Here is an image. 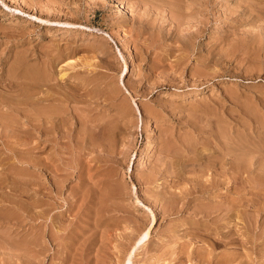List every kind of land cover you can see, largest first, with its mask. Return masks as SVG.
<instances>
[{
	"label": "rangeland",
	"instance_id": "rangeland-1",
	"mask_svg": "<svg viewBox=\"0 0 264 264\" xmlns=\"http://www.w3.org/2000/svg\"><path fill=\"white\" fill-rule=\"evenodd\" d=\"M45 1H47V0H0V99H1L0 100V106L3 108V109L0 108V109H2L0 111V117H2V118H0L1 119L0 121H3V122L5 121L4 126L3 125L2 126L6 127V128L2 127L3 130L5 131V133L2 130V128H0V134H1L0 139L2 141V143L0 141V149H1L0 150V171H1L0 172V175H1L0 178L2 177L0 179V182L1 181L3 182V183H0V193L2 191V193L0 194V201H1L0 205H2V206H0V210L8 209V207H9L8 205H10L9 211H10V209H11V211L13 210V213L10 211L9 215L10 214L11 215L8 216L10 218V220H8L9 218L7 217L8 211H5V212H7V215L4 214V212H3L4 210L0 211L4 214V215H1V213H0V215H1L0 216V220H1L0 221V228H1L0 229V232H1L0 233L1 234L0 235V237H1L0 246L2 247V249H0L1 250L0 251V253H1L0 254V256H1L0 260L1 261H2V259L4 260V261H2V263L0 261V264H16V263L20 264L21 261H22L21 264H33V263L34 264H38V263L39 264H93V263L94 264H102V263H104V264H180V262H182L181 264H197L198 261H199V263L201 262V264H202V262H203L202 260H204V257L208 256V255H206V256H204V255L209 254V251L211 252L209 254V255H211L210 258L213 255L215 256V258H218V256L220 254L223 255L226 253L225 255H227L231 250L232 251L235 250L236 252L241 251V249L238 248L241 246H235V245L237 243H238V245H240L239 244L241 241L240 239L248 238L249 235L250 236L248 239L250 240L251 239V233L248 230L247 231L246 230L244 231V229L242 230L241 223H242V219L245 216L240 214L238 211H241V212L246 211V210H244V207H245V209L248 208V210H250L251 208L248 205L253 203L252 201L255 200L254 204L256 202L255 205L258 206L260 203L259 207L260 206H262V207L258 210H255V212H254L256 214L255 219L256 218L257 219L256 220L254 219V220H255V222L256 221L258 222V221H260L259 219H261L262 217L264 218V216H263L264 215V206H263V203H264V196H263V193H264V187H263L264 186V181H263L264 175L263 174H264V172L263 173L262 172L257 173V175L259 176V178H258V176L255 173V171H257V170H255L254 167L251 166L250 173L248 172V174H246V175L244 173H243V175L241 174L244 178H242V176L240 175V178L236 177V178H234V180H232L233 182L235 181L234 182L235 186H233L232 190H230L228 193L226 192L225 188H221V187L220 188L218 187L217 189H215L212 192V194L208 193V192H206V195L203 192L194 193L191 190V183H190L191 181L190 180L188 181V179H186V180H185V178L184 179L183 178L178 179V182H180V183L177 182L176 186L172 183L173 181L170 182V179L176 173V168H177L176 164H179V162L181 163V165H182L181 167L184 168L185 177L186 176L187 177L192 176L191 175V173H192L191 167L192 166H191L190 162H182V158H184V156H186V155L188 156V154H183L184 150L182 151L178 148L173 149L174 151H176L178 149V151L175 153L172 150V146L170 145L169 141H171V143H173L172 145H174V141H176L178 144V142L181 138H182V141H184V140L187 142L189 141L188 143H186L185 141L183 142L185 145L187 144L186 145L187 147H189V150H188L187 147L184 146L188 150V151H186L187 153H191L192 148H198L199 147L198 149H199V152L201 154V155L199 154L200 158L202 157L201 160L204 159V161H205L204 162L202 160L203 164H205L204 166L207 165L206 164V162H207L206 160H208L207 158H209V159L212 158V160L215 159L217 162L220 160L219 158L221 157V154H223L224 149H225L224 143L226 141L228 142L230 139H232V138H229V140H227L229 136L230 137L233 136V138H235V139H232L229 141L230 144L233 146L228 145L226 143L228 145L227 147L230 146V150L234 151L233 153L235 155H237L239 158L240 157L246 158L247 154L253 148V146L249 142V141H253L252 137L254 138L256 136L254 138V140H257V142H259V140L261 141V139H263L262 143L260 142V144H262L261 147L263 146V144H264L263 143L264 142V131H263L264 130V126H263L264 123L262 122L261 118H263V121H264V114H263L264 113V104H263L264 100L262 101V99H264L263 98L264 97V75H263L264 74V70H263V68H264V63H263L264 62V32L262 33V30L264 28V5H263L264 0H253V1H251L253 3L249 2L248 0H245V1L241 0V3L239 2L240 4L238 3V0H237V3H236V0H227V1L226 0H216V2L213 0H210V1L209 0H201V1L195 0V3H193L194 0H191L192 2H190V0L189 1L188 0H53V1L49 0V1H47L48 3H50L49 5ZM159 1H161L162 3ZM187 1L190 3H188ZM198 1H199V3H197ZM202 1H203V3H202ZM211 1H213V2H211ZM246 1H248V2H246ZM169 2H171V3H169ZM224 2H225V5H224ZM242 2L245 5L242 4ZM39 3H41V4H39ZM191 3H192V5H191ZM196 3L199 4V6L196 5ZM200 3H202L203 5H201ZM211 3H213V5ZM36 4H38V5L36 6ZM44 4H46V5H44ZM160 4H162L161 7L159 6ZM171 4H173V5H171ZM186 4H187V6H186ZM194 4L199 8L201 6H203V7H201L202 8L201 10H203V12L201 11L202 12L201 13L199 8H194V7H196ZM175 5H176V7H174ZM188 5H189V7H188ZM42 6H44V8ZM154 6H155L156 10L154 9ZM165 6L168 8V10H167V8H165ZM169 6H171V7H169ZM231 6H233V8ZM250 6H251V9H250ZM256 6H258L257 9H256ZM221 7H223V9ZM230 7L232 8V10L230 9ZM241 7H243V8H241ZM158 8H160V9H158ZM162 8H164V9H162ZM171 8L174 11H176V13L173 12V10H171ZM206 8L207 9L209 8L208 10L212 9L214 11L210 12ZM225 8L228 9V11L230 10L231 12L230 13L227 12V10ZM261 8H262V10H261ZM50 9H51V11H50ZM197 9H199V10H197ZM233 9L234 10L236 9L235 12ZM258 9H260V11ZM189 10H191V11H189ZM204 10H205V12H204ZM256 10H257V12L259 11L261 14L257 13ZM178 11H180L182 13L179 12V14H178ZM187 11H189V12H187ZM216 11L218 12L217 15H216ZM223 11H226L227 13H225V12L223 13ZM249 11H251V12H249ZM261 11H263V12H261ZM185 12L188 13L187 17H186ZM191 12H193V13H191ZM189 13L195 15V16H193L194 20H193L192 15L191 14L189 15ZM196 13H197V15H196ZM205 13L207 14V16H209V18L205 15ZM248 13H249V15H248ZM254 13H256V14H254ZM173 14H174V17H173ZM220 14L222 17L220 16ZM222 14H225V15H222ZM242 14H244V15H242ZM45 15H46V17H44ZM200 15H204V18L202 19L203 16L201 17ZM238 15L240 18L241 17L242 18L237 19ZM256 15L259 16V17L257 16L258 19H256L257 18ZM217 16L219 17L220 20L218 19ZM197 17L198 18L200 17V18L198 19ZM205 17H207L209 20L208 19L205 20L206 19ZM235 17H236V19H235ZM231 18H234V19L232 20ZM175 19H178L179 21L178 20L176 21ZM195 19H197V20H195ZM226 19H227V22H226ZM199 20H203L204 24L200 23L202 21H199ZM180 21L181 22L183 21L184 23L183 22L181 23ZM188 24H189V26H188ZM190 25L191 26L193 25V26L191 27ZM200 25H202L203 27L202 26L200 27ZM217 25H218V27H217ZM196 27L199 29H197ZM200 28H202V30H200ZM194 29H196V30H194ZM189 31L191 34L189 33ZM195 31H198V32L195 34ZM253 33L258 36V37L256 36L255 41H252L255 38V35ZM251 35H253V36H251ZM192 36L194 39L192 38ZM247 36L249 38L253 37V38H251L252 40L247 38L248 40H250V41H248L249 43L246 40ZM222 37H224V38L227 37V38L225 40L223 38V41H222L221 40ZM229 39H230V41H228ZM241 39H243L244 41L243 40L241 41ZM184 40H186V41H184ZM190 40H192V41H190ZM231 40L233 42L234 41L236 42V44H235L236 47L234 45H232L233 42ZM229 42H231L230 47H232L234 50L232 48L230 50L228 49V48H230ZM238 42H240V43L238 44ZM260 42H261V44H259ZM227 43H228V46H227ZM245 43H246V45H245ZM254 43L255 44L257 43L258 46L255 45ZM191 44H192V47H191ZM223 44L227 47V50L225 49L226 47H224ZM243 44L245 47L242 46ZM188 45H190V46H188ZM239 45H241V46H239ZM254 45L257 46L258 48H256ZM249 46H251V47H249ZM52 47H53V49H51ZM222 47H224L223 50L225 49L224 51H227V52H224L222 50ZM240 47H243V48L241 49ZM219 48H221V49H219ZM244 48L245 49L247 48V49L245 50ZM248 48H249V51L251 50L250 53L248 52ZM254 48H255V50L257 49L258 51H255ZM252 49L255 52H253ZM51 50H53V51H51ZM217 51H218V53H217ZM221 51L224 54H222ZM228 51H229V54H228ZM243 51H245V52H243ZM230 52H231V54H230ZM220 53L222 54V56L220 55ZM51 54H53V55H51ZM247 54L249 55V60H247L248 59ZM256 54H258V57ZM224 55H226V56H224ZM234 55H237L235 57L239 58V60L237 58H236L237 59L236 60ZM239 55H240V57H239ZM243 55H244V58H242ZM223 57H226V58H223ZM44 58H45V60H44ZM213 58H214V60H213ZM215 58H217V59H215ZM240 58H242V59H240ZM218 59H220V60H218ZM228 59H230V60H228ZM244 59L246 62L244 61ZM17 60H18V63H16ZM43 60H44V63H43ZM216 60H218V61H216ZM47 61L49 62V65H47ZM178 61L181 63H179ZM258 61H260V62L262 61L261 64L258 63ZM40 62H41V64L43 63L42 65H44V66H41ZM244 62L246 63V65L249 69H247L246 65H244ZM262 63H263V65H262ZM35 65H36V67H35ZM49 66H50V68H48ZM24 67L27 69V71H26V69L24 70ZM259 67L261 69L258 70ZM36 68H37V71H36ZM46 69H47V72H46ZM48 69H49V71H48ZM17 70H18V72H17ZM30 70H31V72L28 74L27 72H29ZM32 70L35 74L32 72ZM9 71H11L12 74L9 73ZM44 71H45V74L43 75ZM40 72H41V74H40ZM194 72H196V73H194ZM47 73L49 76L51 73L50 78H47V76H48ZM25 74H27V75L25 76ZM39 74H40V76H39ZM202 74H204V75L202 76ZM19 75L21 76V78ZM199 75H201V76H199ZM35 76L38 77L37 80L39 82L37 83V82L32 81L35 83L34 84L30 81V80H32L30 78H33V80H34L36 78ZM15 78H17V79H15ZM19 79H20V81H19ZM22 79H25V80L29 79L28 81L26 80L28 82V84L26 83V85H29V87L25 86L26 81L23 82ZM50 79H52V80H50ZM41 80L46 81V82H43V81L41 82ZM20 82L23 83L24 85L21 84ZM9 84H10V86H9ZM44 84H45V87L43 86ZM20 85H21V87H19ZM33 85H35V86H33ZM11 86L13 88H10ZM51 86H53V87H51ZM18 87L22 88V89H19ZM25 87L28 90H26ZM38 87L44 89L45 92L50 91V92L54 93L56 91L57 93H59L58 95H60L62 97H63V95H65L63 97L65 99V101L63 100L64 103L62 101H59V102H61L60 105H59V102H58V104L55 103V105H57L58 107L60 106V108H61V105H64L63 107L67 106L68 109L70 108L69 110L67 109V107L65 108L66 109L65 112H67V113L69 112L72 114V117H70L68 119V121L66 120V122H67L66 124L68 125V127L69 126L71 127L70 131L72 133V136L77 135L76 139H75V137H73V139L77 140V142H78V138H80L79 140H81L82 135H86L89 132L86 130V127L88 129L90 128V125H91L90 120H92L91 118H93L95 116L93 119H96V116L97 117L99 116V118H97V122H98V119H100V118L104 119V117H105V119H104V123H101L103 121V119H102V121H99L101 124H99V122L96 123L97 126L99 125L98 128L94 127L96 132L100 131V133H101L100 134L98 132L97 136H96V133L94 135V139L96 140L98 138V141L96 140V142H94L95 140L92 141L90 139L94 143L91 145L96 146L97 142L99 143V144H97L98 146H96L95 148H94V146L90 145V143H92V142H87L90 140H88V137H85V136H84L85 137L84 140L79 141V143L81 142V144H79L80 146L78 145L79 149H80L78 151H77L78 148H76L78 146L73 145V143L75 144L76 141L69 142V143H71V146H72L71 148H69V151H68V148L62 149L61 147H59L60 145L66 146V142L68 141L67 137H64L66 139L62 138L61 143L58 142V144H57L58 146H55L54 149L57 148L58 150L56 149V150H54V152H57V154H59L58 151H60L61 154H59L60 155V161L56 160L57 161L56 162L54 160V163L60 162L59 163L60 165L54 164V165H56L55 170H56V174H57V180L59 179L58 180L59 182H57V183H59V184L56 183V187H54V188H56V191L54 189L53 190L54 192L52 191V193H54L56 195V196L54 195L55 199L58 198L60 203H58L59 201L56 200L55 205L53 204L51 206L53 208V210L51 208V210L53 212L51 210H49L48 211L49 217H45L41 221L45 224H46V222L47 223L49 222V223L46 225L44 224L45 226L44 225L41 226L42 223L39 224L41 226V228L38 226V229L41 230L42 233L44 230L45 234H43L41 237L43 239V242H41V247H40V243H38L36 245V248H35L37 252H35V254H34L33 252L35 250L34 251H27V249H28V246L34 248L35 245L33 244V242H27L26 240H27V238L31 239L33 237V235H36L35 232L38 229H37V225H34V223L37 224L38 218H36L37 219L36 220V219H32L35 217H32V218L28 217V219H26L27 217L25 218L23 216L17 217L16 214L14 215V211H15L14 209L16 208V206L14 204L20 202V203H24V205L27 204V206H30L28 204L29 203L28 201H30L32 198L31 199H29L30 197L27 198L28 197V194H27L28 190L26 188H28L30 192H32V190L35 188L34 187L35 186L34 183L36 180L35 179L36 173L34 171L35 164L32 167H31V165H33V163H35L34 159H36V154L34 155V153H36V152H34V151H36V150L34 149V146H33L34 144H31L32 146L29 145L30 143L35 142V136H34L35 134H32V133H35L34 132L35 129H33V126L31 127L33 122L31 123L30 121H32V120L29 121V119H31L32 115L29 114L31 112L29 110H27L28 106L26 107L25 105H27L26 101L29 100L30 102H32L31 100H33V97H35L34 95H32L33 97L29 96V95H31V93L29 94V92L36 91L38 89ZM47 88H48V90H47ZM14 89H15V92H12ZM17 89H19V91ZM228 90H230L232 92L234 91V94L236 96L232 93H231V95H234L235 97L230 96V91H228ZM235 90L237 92H235ZM259 90H260V92H258ZM19 92H21V93L19 94ZM65 92H67V93L65 94ZM72 92H74V94ZM78 92L80 93L81 98H83V99H80ZM85 92H87L88 95ZM225 92H227V93H225ZM22 93H23V95H22ZM27 93H28V95H27ZM57 93H55V94H57ZM68 93L70 95H68ZM84 93H85V95H84ZM242 93H243V95H242ZM71 94H73L74 97H76L77 99L79 98V99L77 100L76 98L72 97L73 95H71ZM227 94L229 95V97H227L228 96ZM238 94L240 97L238 96ZM19 95L21 98L19 97ZM25 95H27V96L25 97ZM77 95H78V97H77ZM83 95L85 98L83 97ZM225 95H227V96L225 97ZM246 95H248V96H246ZM16 96H18L19 99L18 98L15 99ZM237 96L239 97L238 99H237ZM29 97H31V99ZM259 97L261 100L260 101L261 106L258 105L260 103ZM72 98L76 99L77 103ZM20 99L21 100L24 99L25 101L23 102ZM84 99L85 100L88 99V101L86 100V102H85ZM227 99H228V101H227ZM249 99L252 100L251 102H254L255 104L250 103ZM254 99H256V101H258V102H256ZM18 100L20 101L19 103L25 104V102H26V104L25 105L16 104V103H18ZM243 100L245 101V103L247 102L246 103L247 105L245 103H243L244 102ZM7 101H9V102L14 101V102L9 103ZM80 101H82V102H80ZM4 102L8 103V104H5ZM230 102L231 103L233 102L232 106H231ZM234 102H235V104H234ZM33 103H35L34 100H33ZM69 103H70V105H69ZM212 103H213V107L216 109L211 107ZM241 103H243L244 105H242ZM1 104H3V105H1ZM201 104H202V106H201ZM203 104H204V108H203ZM208 104L210 105V107ZM238 104H240V107L241 106H243V107L240 108ZM71 105H73V106H71ZM253 105L254 106L257 105L256 107H258V109L255 107L253 108ZM14 106H16V107H14ZM21 106L23 109L20 108ZM52 106L54 107V104ZM250 106H252V107H250ZM5 107L6 108L8 107V108L5 109ZM12 107H13V109H12ZM211 108H212V110H211ZM246 108H249L246 110L247 112L251 111V112L247 113L248 115L245 114L246 111H245V113L243 111V109H246ZM250 108L254 109L255 111L253 110V112H252V110ZM10 110L13 113V115H11ZM61 110L63 111L62 108H61ZM76 110H77V112H76ZM148 110H149V112H148ZM256 110H258V111H256ZM260 110L262 113L259 112ZM2 111H3V113H2ZM22 112L23 113L28 112L26 114L27 115L29 114L30 116H27L25 113L24 114L26 116H24V114ZM254 112H255V114H254ZM18 113L19 114L21 113L20 115H22V114L23 115L20 116ZM150 113L155 114V115H151ZM210 113H213V115H211ZM249 113L250 114L252 113L251 114L252 117L256 116L257 113L258 114H257V117H255V119H254V117L252 118ZM85 114L89 115L90 117L86 116ZM61 115H64V113ZM249 115H250V117H249ZM15 116L19 117V119H21V120H18V118L16 119ZM78 116H80V118ZM81 116L83 118L85 117V119L89 123L87 121H85V119H83V118L81 120ZM151 116H152V118H151ZM3 117H5L6 119ZM26 117L28 119H26ZM158 117H160V118H158ZM220 117H222V119ZM243 117H245V118H243ZM71 118L74 119L76 122L74 120H71ZM223 118H224V122H223ZM247 118H248V121H247ZM257 118L263 124L260 123V125H258L259 121ZM208 119H210L211 121H209ZM14 120L15 121L17 120L16 121L17 123H15ZM22 120L23 121L28 120L30 122V124L28 123V121L26 122L28 124L25 123L27 125V128H26V126H24V128H23L24 122ZM70 120L72 121L71 124H70ZM78 120H81L82 122L85 121L86 125L83 124L81 121H78ZM191 120H194L195 122L192 123ZM255 120H257L258 122ZM21 121L23 124L21 123ZM252 121H254V122L252 123ZM3 122L2 123L0 122V123L3 124ZM105 122L107 125L105 124ZM198 122H200V123H198ZM206 122H209V123H206ZM239 122L240 123L242 122V124L244 123L243 124L244 126H242ZM247 122L249 123V126L252 123L250 126L251 129L248 128L249 126L245 127L247 125L246 124ZM9 123H12V125L15 124L14 125L15 127L13 126L15 132L11 131V130H13V128L11 127L12 125H10ZM18 123L22 126H19ZM73 123H75V124H73ZM80 124L82 125V128H81ZM199 124H200V126H199ZM207 124H209V125H207ZM217 124H219V125H217ZM28 125H30V126H28ZM83 125H84V127H83ZM190 125L192 126V129L190 128L191 127ZM195 125L198 127L197 128L198 130H200L201 127H202V129L200 131H198L195 128ZM205 125H207V126H205ZM216 125H217V127H216ZM203 126H205V127H203ZM219 126L222 127V129ZM260 126L263 128V130L261 129ZM0 127H1V125H0ZM19 127H21V128H19ZM105 127L107 129H104ZM108 127H110L109 128L110 131H109ZM213 127H215L214 128L215 131H214ZM15 128L18 131H16ZM22 128H23V132L21 133ZM25 128H26V130H25ZM193 128H195V129H193ZM210 128L213 130H210ZM255 128H258L257 130H259L260 135H257L258 131L256 133ZM20 129H21V131H20ZM82 129H84V130L81 131ZM98 129H101L103 132H101V130H98ZM27 130L28 131L30 130L32 133L28 132ZM104 130H107V131L104 132ZM222 130H223V132L225 130L226 137L230 133L228 135L227 139H226V137H224L225 133H222ZM243 130H244V132H246L245 133L246 136L244 135V133H242ZM248 130L250 132H248ZM252 130H253V132H252ZM84 131H85V133H84ZM112 131H114V132H112ZM226 131H228V132H226ZM1 132H3V133H1ZM78 132L80 133V135ZM160 132H162L161 134H163V135H160V137H159L158 134H160ZM215 132H216V134H215ZM217 132L222 133V134H220L221 136L219 134H217ZM261 132H262V134H261ZM6 133L7 134L12 133V134L10 136H7ZM18 133H19V136H18ZM28 133H31L29 136H32V138H34V140L31 137H30V139H29V137H27ZM249 133H251L250 136H249ZM3 134H4V136L6 135L7 138L5 137V139H4L2 136ZM22 135H24V137ZM164 135L166 137V140L168 138L169 141L168 140H167L168 142L164 141V143L162 144L163 139L165 140ZM186 135L188 136L187 139H186ZM212 135H215L213 139L211 138ZM216 135H217V137H216ZM104 136H106V139H108V140L112 137L111 140L112 139L113 140L112 141L110 140L111 142L110 141L108 142L105 138H101ZM169 136L171 137V140L169 139L170 138ZM257 136H258V138L259 137L260 138L257 139ZM178 137H181V138H178ZM189 137L192 140H190ZM238 137L241 140H239ZM250 137H251V139H250ZM100 138L103 141L100 140ZM220 138H221V140H220ZM173 139H175V140H173ZM214 139H216V140H214ZM217 139H218V141H217ZM225 139H226V141H224ZM25 140H28V143L26 141L27 145L25 143ZM246 140H248V141H246ZM19 141L20 142L22 141L21 143L24 142L25 144L23 143L21 145V143H19ZM212 141H213V144H212ZM242 141L245 144H246V142L249 143V145L247 144V147L245 148L244 146H246V145H244L242 143ZM107 142L111 143V144H108ZM193 142H195V143H193ZM231 142L232 143L235 142V145L232 144ZM236 142H240L241 144H243V148H245L244 150H246V151L248 150V151L244 152L243 148L241 147L242 145L239 146L240 145L239 143H237V145L239 147V149H238V147H236ZM59 143H60V145H59ZM82 143H83V145H82ZM85 143H88V144L86 145ZM100 143H103V144L105 143V144L102 147L101 146L102 144H100ZM167 143H169V145H167ZM192 143H193V145H192ZM214 143H215V146H212V145H214ZM218 143L221 144L222 147H221V145H218ZM76 144H78V143H76ZM106 144L109 145L110 149L107 148L108 146ZM179 144H182V143L179 142ZM20 145L23 147H21ZM105 145L107 147L104 150ZM18 146H20L22 150L24 148V149H27L28 151L25 150V153H23L24 150L21 151L20 147L18 148ZM25 146H26V148H25ZM29 146H31V147H29ZM83 146L86 148L83 149ZM99 146L101 147L100 149L98 148ZM161 146L164 147L165 150L162 149ZM191 146H192V148H191ZM216 147L218 149L219 148H222V149L217 150V149H215ZM261 147H260V149H262ZM12 148H13V150H12ZM74 148H76V149H74ZM168 148L170 150H172L173 152H171ZM15 149H17V150L19 149V150L16 151ZM71 149H73L72 150L73 154L71 152ZM81 149H82V151H81ZM239 150L243 151L242 154H241V152H239ZM167 151H169L171 153L169 154V152H167ZM216 151H219V153ZM11 152H13V154H11ZM19 152H20V155H18ZM70 152L72 155L70 154ZM210 152H212L211 155H210ZM262 152L264 153V147L262 149ZM27 153L28 154L30 153V154L28 155ZM64 153H65V156H63ZM68 153H69V156H68ZM245 153H247V154H245ZM21 154H23V155H21ZM213 154H215L214 156L217 159L213 156ZM249 154H252V153H249ZM125 155H126V157H125ZM167 155H168V158H166ZM171 155L174 157L172 158ZM14 156H15V158L16 157L17 158L15 159ZM24 156H30V157L28 159V157L24 158ZM31 156H33L34 159ZM67 156L68 157L71 156L73 158V160L70 159L71 157L68 158ZM208 156H210V157H208ZM1 157H2V159H1ZM55 157H57V155H55ZM161 157H163L164 159ZM213 157H214V159H213ZM19 158L20 159L22 158V159L20 160ZM104 158H105V160H104ZM157 158L160 160L163 159L162 160L163 162L162 161L161 162L164 163V165L166 167H167L166 162L170 163V164H168V166L170 165L169 168L171 169V171L170 170L169 171L171 172V174L168 171V169H169L168 167H167L168 169L165 168L167 171H163V169L161 168L163 164H161ZM167 159H169V160L167 161ZM18 160H20V162ZM118 160H120V161H118ZM6 162L11 163V165H10L11 168L8 167V164ZM31 162H33V163L30 164ZM64 162L68 165H66ZM202 162H201V165H203ZM4 163H6V164H4ZM16 163H17V166L21 165L23 163L22 166H20L21 169H18L19 166L17 167L15 165ZM172 163H174V164H172ZM24 164L27 166H25ZM61 164L63 165L62 166L63 168L65 167V165L67 167L71 166V167H69L70 169L69 168L67 169L69 171V173L67 171H65V169H63L64 170V172H63V170L61 169L62 167H60ZM6 165H7L8 169L6 168ZM152 165L153 166L157 165L158 166L157 168H160L163 173L161 171L160 172L158 171L159 173L158 172L153 173V166ZM151 166H152V170L150 168ZM187 166L191 170L188 169ZM4 167L8 170V172L5 171L6 169ZM13 167L15 169H18V170L15 171V169ZM29 167H31V168H29ZM56 167L59 170H57ZM71 168H73V169L75 168V169L73 170ZM185 168L190 170L191 173L188 170L186 171ZM10 169L11 170L14 169V170L11 171ZM25 169H27V171ZM60 169L62 170V172ZM2 170L5 172L6 175L3 173ZM32 170H33V172H32ZM174 170H175V172H174ZM9 171L13 172V174H11ZM17 171L19 173H20V171H21V173L23 172L22 175H20L22 177H19V173ZM24 171L26 172V174L27 173L28 174L24 175V173H25ZM208 171L210 172L211 170H209V169L206 170L205 173H207V174L203 173L206 175V177L202 175V177L204 179L209 176ZM14 172H16V174L18 175L17 177L15 176ZM146 172L155 174L158 177L150 176L151 181L149 183V180L147 182V180H146L147 178L144 177L147 175ZM166 172H168V173H166ZM142 173H144L143 174L144 176L141 178ZM160 173H162V174H160ZM251 173H252V175H251ZM31 174L33 176H31ZM34 174H35V176H34ZM62 174H63L64 178L61 177ZM140 174H141V176H140ZM186 174H188V175H186ZM67 175H69V177H67ZM236 175L237 174H235V176ZM26 176L31 177V179L29 177L26 178ZM12 177L13 178L15 177V178L13 179ZM220 177H221L220 181L222 182V180L224 179V175H223V177H222V175H219V178ZM3 178H4V180H3ZM5 178L6 179L8 178L10 180L12 179L13 182L9 180L11 182L9 184V181L8 180L5 181ZM21 178H23L24 182L29 181L28 182L29 184L27 182H26V184L21 183ZM32 178H34L33 179L34 182L32 181ZM112 178H113V180H112ZM238 178L241 181L240 183L243 182V184H241V185H245L244 187L246 189L243 187L241 188L240 183L237 182V181H239ZM251 178L253 180H251ZM137 179H139L141 181H139ZM154 179H155V181L156 180L157 181L155 182ZM235 179H237V181ZM246 179H247V181H246ZM256 179H261V181L258 180V182H257ZM171 180H173V178ZM181 180H183V182H181ZM249 180L254 181V182L256 181L257 183L260 182L261 187L258 186L259 184H255L256 183L255 182L253 185H255L256 188H255V186L252 185L251 187L252 188L254 187V189L252 191L251 188L250 189L248 188L249 187V185H248ZM31 181L33 182V185H32V183H30ZM4 182H5V184H4ZM15 182L16 183L18 182V184H16ZM143 182H145L147 184V186H145L146 184ZM186 182L190 183V184H187ZM221 182H219V183H221ZM61 183H62V185H61ZM106 183H108V184H106ZM148 183H149V185H148ZM20 184L21 185L23 184L22 187ZM2 185H4V186H2ZM10 185H11V187H10ZM14 185H16V186H14ZM107 185H108V187H107ZM188 185L190 186V188H186V187H188ZM6 186H7V188H6ZM59 186H60V188H59ZM162 186H164V187H162ZM238 186H240V187L237 188ZM9 187H10V190H9ZM18 187H20L22 191L20 189L18 190L17 189ZM30 187H32L33 189ZM111 187H112V189H114V193H112L113 190L111 189ZM177 187H178V189H175ZM180 187L184 191H186V189L187 190L190 189L191 193H188V194L191 196H189L188 194H187L188 195L187 196L185 194V197H184V195L181 194L180 191L179 192L177 191V190H179ZM1 188H3V190H5L8 194L6 195V192L3 191ZM13 188H16V189H13ZM259 188H260V190L262 189L263 192L260 191ZM58 189H60L59 190L60 192L58 191ZM87 189L91 191V194H90V192H88V194H90V195L86 194L87 192L85 193V190L88 191ZM118 189H119V191H118ZM238 189H239V191H238ZM26 190H27V192H25ZM162 190H163V192H162ZM171 190H172L171 193L168 192ZM235 190H237L238 192H236ZM247 190H250L251 192H249ZM254 190L259 191V193L257 191L255 192ZM17 191H19L20 193ZM174 191H176L175 193L178 195L181 194L180 197H177L176 194L174 196V193H173ZM15 192H17V195L15 194ZM23 192H25V193L23 194ZM58 192H59V194H58ZM83 192H84V194H83ZM153 192L156 196H154ZM260 192H262V194ZM13 193H14V196H12ZM100 193H101V195H100ZM224 193H226V194H224ZM250 193L253 194V196ZM85 194L88 195L89 197L88 196L84 197ZM92 194H94V195H92ZM98 194L100 195L99 198H98V196H96ZM143 194L146 196H144ZM163 194L164 195L166 194V196L164 197ZM167 194L169 195L168 198H167ZM171 194L175 198L176 197L177 198L175 199L173 196H171ZM195 194H199L200 197L195 198L193 196ZM233 194L236 197L235 200L233 198L234 197ZM3 195L8 197V199L6 198V200L10 204L6 200H4L5 197ZM237 195L240 197H238ZM256 195H258V196L260 195V196L256 197ZM1 196L4 197V199H2ZM93 196H94V198H93ZM170 196L173 197V199L176 203L172 202L173 200L171 201L169 199ZM205 196H207V197H205ZM211 196H212V198H211ZM225 196H226V198H225ZM11 197L14 198L15 201ZM24 197H26V198H24ZM137 197L138 198L143 197L142 201L152 209V211L154 213V217H152V214H151L152 212L147 207L143 206L142 204L138 205V203L136 202ZM155 197H157V199ZM182 197L184 198L183 202H180V201H182ZM253 197H254V200H253ZM19 198L21 199V201L19 200ZM81 198H83V199L86 198V199L83 200ZM152 198H154L155 200H153ZM165 198L168 199V202L170 201L169 203L167 202V205H166V203H164V201L166 202ZM193 198H195V200ZM231 198H233V201L235 203H236V201L238 203L240 200V202H239L240 204L238 203L240 206L238 205L239 206L238 208L235 207V203L232 204ZM9 199H11V200H9ZM23 199H25L27 202L26 201L24 202ZM146 199L148 200V203H147ZM186 199H187V202L190 204L191 203L193 204L196 201L197 204H199V205H201V204L206 205L207 204L206 206L213 204L211 202H214V201H215L214 203L217 202L216 205L220 204V202L222 204V202L224 201L223 204H225V202H226V204L234 205L233 209L236 208V210H235L236 212H234L232 214V217H219V215L216 216L218 211H219L218 214L219 213L222 214V212H220V208L223 207V204L222 205L220 204L221 207L218 206L219 208H217L215 210V212L213 213V216L215 215L214 217H217V218L219 217V219H221V220L218 219L217 223L213 220L211 222L212 218H210V217H207V218L206 217H199L200 218L199 219L197 214L192 213L194 211L190 212V210H189V209H191L190 206H188V208L186 207L184 209L185 204H187ZM243 199H247V200L243 201ZM18 200H19V202H16ZM97 200H99V201L96 202ZM207 200L208 201L211 200V202L210 201L208 202ZM212 200H214V201H212ZM216 200H219V202ZM227 200L231 201V203L230 202L228 203ZM150 201H151V203H150ZM198 201H200V202L198 203ZM202 201L206 202V203L203 204ZM90 202H92V203H90ZM11 203H14V204H12V205H14L12 208H11ZM70 203H71V205H69ZM163 203H164V205H163ZM170 203L175 209L177 208L176 212H175V209L170 206ZM261 203H262V205H261ZM5 204L6 205L8 204V205L6 206ZM152 204H154V205H152ZM175 205H176V207H175ZM179 205H180V209H179ZM213 205H215V204H213ZM241 205H243L244 207H241ZM163 206H164V208H163ZM236 206H237V204H236ZM161 207L165 210L168 208H170V209H168L169 211L166 210L165 213H162L164 211ZM32 208H34V207H32ZM70 208H72V209H70ZM161 209H162V211H161ZM32 210H35V208ZM191 210H193V208ZM50 211H51L52 216L49 213ZM55 211H56V213H55ZM177 211H179V212H177ZM172 212H173V214H172ZM187 212H189L190 214ZM260 212L262 213V217H261ZM12 214L14 216H12ZM198 214H200V213H198ZM221 214H220V216H221ZM234 214H236V216H234ZM66 215H67V217H66ZM189 215H192L193 217L189 216ZM240 215H242L243 217ZM3 217H6V219H3ZM249 217H251V216H248V217L246 216V219H248ZM11 218H13V219L15 218V219L11 220ZM195 218H198V220ZM202 218H206V219H202ZM23 219H25V222ZM21 220H22V222H21ZM27 220L29 223L27 222ZM33 220L36 222H34ZM192 220H194V221H192ZM204 220L206 222H203ZM237 220H239V221H237ZM30 221L31 222L33 221V222L31 223ZM208 221H209V223H207ZM52 222H54V223H52ZM195 222H196V224H195ZM214 222H215V224H214ZM257 222L255 223L256 228L254 227L255 229L253 228V231L257 230V232H258V229H260V228L257 226ZM21 223H23V225ZM50 223L53 224L52 228L54 230L51 227H49ZM13 224H15V225L13 226ZM17 224L18 225L20 224V226H18ZM27 224H32L34 227L30 226V225L27 226ZM197 224H199V225H197ZM216 224H219L220 227L218 228L219 225H216ZM237 224H238V226H237ZM9 225H11L12 228L9 227ZM47 225H48V227H47ZM62 225H63V227H62ZM226 225H227V227H226ZM230 225H232V226H230ZM21 226H24V227H22V229H21ZM190 226H192V227H190ZM222 226H223V228H222ZM229 226H230V228H229ZM28 227H30V228H28ZM18 228H19V230H18ZM31 228H33V230ZM8 229H10V230H8ZM28 229H30L32 231H30ZM210 229H212V230H210ZM233 229L234 230L236 229L234 231L236 235L238 234L241 236L240 239H238V236L232 234L233 238H235V239H234V241H231L233 239H232V236H230V240L228 241L230 244H223V245L216 244L215 245V243L213 242L211 244L212 245L214 244L215 247L212 246L211 244H210L211 245L210 247H212V249L210 247H208L209 246L208 244L210 243V240H207L208 237H209V239L212 240L213 237H214L213 239H215L219 233L225 232V230H226V232H230L229 230H231L233 233ZM1 230H4V231H1ZM20 230H22V231H20ZM25 230H26V232H25ZM51 230H53V231H51ZM145 230H147V233L145 232ZM28 232H30V233L32 232V234H30V233L28 234ZM50 232H51V234H50ZM183 232H185V233H183ZM247 232H249L250 234L248 233V235H246ZM4 233H6V234H4ZM125 233H128V234H125ZM210 233H212L214 236H211L212 234H210ZM3 234L6 236L8 235V236L2 237ZM10 234H12V235H10ZM53 234H55V235H53ZM26 235H28V236H26ZM49 235H51V236H49ZM181 235H183V236H181ZM19 236L22 240L19 238ZM48 236L52 240L49 239ZM67 236H69V237H67ZM234 236H236L237 238ZM8 237L10 238L11 241H9ZM23 237L24 238L27 237L25 239V241L27 243H25V241L23 240L24 239ZM3 238L4 239L7 238V241H9V242H7L6 239L4 240ZM45 238H47L46 239L47 241L46 240L44 241ZM56 238H57V240H56ZM53 239H54V241H53ZM248 239L243 240L246 242V243H244V245L246 244V246L250 245L247 242ZM19 240H21V241L19 242ZM203 240H205V241L207 240L208 242L206 241L207 242L206 243ZM2 241H5L6 243H8V246L6 243L5 244L2 243ZM22 241L25 244V246L21 243ZM175 241H176V243H175ZM202 242L207 245L208 249L210 248L209 251H207L208 249L205 250V248H203V247H206V245H204V244L200 245V246H203L202 248L199 246V244H202ZM231 242H233V243L235 242L234 246L232 245L233 243H231ZM10 243H11V245H10ZM30 243H31V245L33 244L34 246L33 245L31 246ZM177 243H179L178 244V245H180L179 247H178ZM183 243L184 244L187 243L186 248H185V245ZM241 243H242V241H241ZM3 244L5 246H3ZM14 244H15V247L17 249L14 247ZM26 244L27 245L29 244V245L27 246ZM174 244H176V245L174 246ZM9 245H10V247H9ZM48 246H50V247H48ZM176 246L178 247V249ZM181 246H184V247L181 248ZM3 247H6V248L8 247V250L6 249L8 252L6 250H4ZM38 247H40V249ZM44 247H45V249H44ZM190 247L192 249L193 248H196V249L192 250ZM9 248H10V250L12 249V252L15 254H13L9 250ZM41 248H42V251H45V250H47L46 248H48V250L44 252V255L42 254L43 252L42 253L38 252V251H41ZM49 248H50V250H49ZM180 248L185 250V251L184 252H183V250L181 251ZM189 248L191 249L190 251L188 250ZM198 248H199V250L200 249H202V250L198 251L197 250ZM263 248H264V243L258 245L256 249L258 251L262 250V253L264 254ZM20 249H21V251H20ZM29 249H31V248H29ZM176 249L181 252V253L179 252L180 254H182V253L183 254L180 256V254L178 253V254H176L177 255L176 256L175 252H178ZM16 250H17V253H16ZM173 250L175 252H173ZM204 250H205V252H203ZM211 250H213L214 252ZM228 250H230V251H228ZM243 250L245 252V249H243ZM25 251H27V252H25ZM186 251L190 252V253H186ZM191 251H193V252H191ZM194 251L196 253H194ZM206 251H207V253H206ZM215 251L218 253L217 256H216L217 253ZM258 251H256L255 255H254V253H252L251 255L254 256V259L256 258V260H257L256 264L257 263L258 264H261V263L264 264V260H263L264 255H263V257H260V258L258 256H256V254L257 255L260 254V253L258 254ZM18 252H21V253H18ZM31 252L33 253V256H31L32 255ZM198 252H200V253L198 254ZM22 253H24L22 255L24 258H20V255ZM37 253H38V256H37ZM191 253H193V254H191ZM214 253H216V254H214ZM26 254H27V257L24 256ZM73 254H75V255L73 256V259H72ZM185 254H186V256H185ZM189 254L192 256L195 255L194 256L195 259H194V257H192V259H191V256ZM242 254H244V253H242ZM35 255L38 258L37 261H35V259H36ZM66 255L68 258L66 257ZM200 255L203 257H201ZM3 256H5V258ZM17 256H19V257H17ZM184 256H185V258L189 257L191 259L190 262H186V261H189V258L188 259L186 258L187 259L186 260L184 258ZM41 257H43V258L41 259ZM61 257H62V259H61ZM168 257H171V258H168ZM178 257L179 258L183 257L182 258L183 261L180 260L181 258L179 259L180 260L179 261ZM27 258H29L31 261H34V262L29 263V260ZM31 258L34 260H32ZM172 258H173V260H172ZM199 258H201V259L198 260ZM11 259H12V262H14V263L11 262ZM14 259H15V261L17 260L16 263H15V261H13ZM212 259H210V261L211 262L213 261L212 263L215 264L214 263V260H215L214 257ZM219 260L222 261L220 256H219ZM23 261H24V263H23ZM231 261H234V260H231ZM191 262H193V263H191ZM211 262L205 263V261H204L203 263L204 264H212ZM236 262H237V260H236ZM230 264H232V263H230Z\"/></svg>",
	"mask_w": 264,
	"mask_h": 264
},
{
	"label": "bare ground",
	"instance_id": "bare-ground-1",
	"mask_svg": "<svg viewBox=\"0 0 264 264\" xmlns=\"http://www.w3.org/2000/svg\"><path fill=\"white\" fill-rule=\"evenodd\" d=\"M47 1H49V0H47ZM47 1H45V2H47ZM52 1H53V0H52ZM188 1H189V0H188ZM188 1H187V2H188ZM196 1H197V0H196ZM200 1H201V0H200ZM209 1H210V0H209ZM209 1H208V2H209ZM213 1L216 2V0H213ZM213 1H211V2H213ZM226 1H227V0H226ZM242 1H243V0H242ZM244 1H245V0H244ZM248 1L251 2V1H253V0H248ZM248 1H246V2H248ZM22 2H23V1H22ZM45 2H44V3H45ZM159 2H161V1H159ZM187 2H186V3H187ZM190 2H192V1L190 0ZM190 2H188V3H190ZM228 2H229V1H228ZM239 2L241 3V0H240V1L238 0V3H239ZM37 3H38V2H37ZM53 3H54V2H53ZM161 3H162V2H161ZM169 3H171V2H169ZM193 3H195V0L193 1ZM197 3H199V1H198ZM197 3H196V5L199 6V4H197ZM202 3H203V1H202ZM202 3H200V4L203 5ZM217 3H218V2H217ZM236 3H237V0H236ZM240 3H239V4H240ZM251 3H253V2H251ZM39 4H41V3H39ZM47 4L49 5L50 3L47 2ZM158 4H159V3H158ZM173 4H174V3H173ZM173 4H171V5H173ZM211 4L213 5V3H211ZM211 4H210V5H211ZM221 4H222V3H221ZM242 4H244V3L242 2ZM34 5H35V4H34ZM37 5H38V4H36V6H37ZM44 5H46V4H44ZM51 5H52V4H51ZM161 5H162V4H160L159 6L161 7ZM168 5H169V4H168ZM189 5H190V4H189ZM189 5H188V7H189ZM191 5H192V3H191ZM194 5H195V4H194ZM196 5H195V6H196ZM201 5H200V6H201ZM205 5H206V4H205ZM224 5H225V2H224ZM224 5H223V6H224ZM244 5H245V4H244ZM244 5H243V6H244ZM250 5H251V4H250ZM254 5H255V4H254ZM263 5H264V4H263ZM163 6H164V5H163ZM186 6H187V4H186ZM227 6H228V5H227ZM241 6H242V5H241ZM248 6H249V5H248ZM248 6H247V7H248ZM259 6H260V5H259ZM42 7L44 8V6H42ZM51 7H52V6H51ZM53 7H54V6H53ZM169 7H171V6H169ZM174 7H176V5H175ZM174 7H173V8H174ZM201 7H203V6H201ZM201 7L199 8V7L196 6V7H194V8H199V9H200V12H201V11L203 12V10H201V9H202ZM205 7H206V6H205ZM205 7H204V8H205ZM231 7L233 8V6H231ZM231 7H230V9L232 10ZM235 7H236V6H235ZM235 7H234V8H235ZM239 7H240V6H239ZM244 7H245V6H244ZM253 7H254V6H253ZM253 7H252V8H253ZM260 7H261V6H260ZM48 8H49V7H48ZM156 8H157V7H156ZM165 8H167V7L165 6ZM184 8H185V7H184ZM184 8H183V9H184ZM186 8H187V7H186ZM194 8H193V9H194ZM210 8H211V7H210ZM212 8H213V7H212ZM221 8L223 9V7H221ZM241 8H243V7H241ZM254 8H255V7H254ZM257 8H258V6H256V9H257ZM262 8H263V7H262ZM262 8H261V10H262ZM41 9H42V8H41ZM45 9H46V8H45ZM154 9H155V6H154ZM158 9H160V8H158ZM162 9H164V8H162ZM191 9H192V8H191ZM199 9H197V10H199ZM206 9H207V8H206ZM208 9H209V8H208ZM208 9H207V10H208ZM225 9H226V8H225ZM245 9H246V8H245ZM250 9H251V6H250ZM250 9H249V10H250ZM46 10H47V9H46ZM155 10H156V9H155ZM167 10H168V8H167ZM171 10H173V9L171 8ZM226 10H227V12H229V13L231 12L230 10L228 11V9H226ZM233 10H234V9H233ZM235 10H236V9H235ZM235 10H234V12H235ZM252 10H253V9H252ZM258 10L260 11V9H258ZM43 11H44V10H43ZM50 11H51V9H50ZM50 11H49V12H50ZM53 11H54V10H53ZM165 11H166V10H165ZM189 11H191V10H189ZM189 11H187V12H189ZM192 11H193V10H192ZM208 11L212 12V11H214V10L211 9V10H208ZM208 11H207V12H208ZM241 11H242V10H241ZM245 11H246V10H245ZM247 11H248V10H247ZM254 11H255V10H254ZM259 11L257 12V10H256L257 13H260ZM44 12H45V11H44ZM150 12H151V11H150ZM163 12H164V11H163ZM173 12L176 13V11H174V10H173ZM179 12H180V11H178V14H179ZM187 12H185V13H186V17H187V14H188ZM197 12H198V11H197ZM202 12H201V13H202ZM204 12H205V10H204ZM207 12H206V13H207ZM224 12L227 13L226 11H223V13H224ZM232 12H233V11H232ZM236 12H237V11H236ZM238 12H239V11H238ZM249 12H251V11H249ZM261 12H263V11H261ZM180 13H182V12H180ZM191 13H193V12H191ZM191 13H189V15H190ZM206 13H205V15L207 16ZM217 13H218V12L216 11V15H217ZM243 13H244V12H243ZM169 14H170V13H169ZM203 14H204V13H203ZM211 14H212V13H211ZM244 14H245V13H244ZM244 14H242V15H244ZM254 14H256V13H254ZM260 14H261V13H260ZM161 15H162V14H161ZM180 15H181V14H180ZM184 15H185V14H184ZM191 15H192V17L195 16L194 14H191ZM196 15H197V13H196ZM198 15H199V14H198ZM222 15H225V14H222ZM228 15H229V14H228ZM240 15H241V14H240ZM248 15H249V13H248ZM252 15H253V14H252ZM166 16H167V15H166ZM175 16H176V15H175ZM177 16H178V15H177ZM200 16H201V17L203 16L202 19L204 18V15H200ZM220 16H221V14H220ZM250 16H251V15H250ZM257 16H258V15H256V17H257ZM260 16H261V15H260ZM44 17H46V15H45ZM161 17H162V16H161ZM169 17H170V16H169ZM169 17H168V18H169ZM171 17H172V16H171ZM173 17H174V14H173ZM178 17H179V16H178ZM178 17H177V18H178ZM182 17H183V16H182ZM184 17H185V16H184ZM190 17H191V16H190ZM207 17L209 18V16H207ZM207 17H205V18H206L205 20L208 19ZM211 17H212V16H211ZM217 17H218V16H217ZM221 17H222V16H221ZM236 17H237V16H236ZM236 17H235V19H236ZM253 17H254V16H253ZM258 17H259V16H258ZM258 17H257L256 19H258ZM197 18H198V17H197ZM199 18H200V17H199ZM199 18H198V19H199ZM215 18H216V17H215ZM223 18H224V17H223ZM225 18H226V17H225ZM239 18H240V17H239V15H238V18H237V19H239ZM241 18H242V17H241ZM241 18H240V19H241ZM243 18H244V17H243ZM254 18H255V17H254ZM171 19H172V18H171ZM173 19H174V18H173ZM178 19H179V18H178ZM178 19H175V20L177 21ZM186 19H187V18H186ZM212 19H213V18H212ZM218 19H219V17H218ZM231 19L233 20L234 18H231ZM259 19H260V18H259ZM179 20H180V19H179ZM179 20H178V21H179ZM191 20H192V19H191ZM193 20H194V17H193ZM195 20H197V19H195ZM208 20H209V19H208ZM210 20H211V19H210ZM219 20H220V19H219ZM224 20H225V19H224ZM228 20H229V19H228ZM251 20H252V19H251ZM189 21H190V20H189ZM199 21H202V22H200V23H203V22H204L203 20H199ZM199 21H198V22H199ZM212 21H213V20H212ZM257 21H258V20H257ZM180 22H181V21H180ZM180 22H179V23H180ZM182 22H183V21H182ZM182 22H181V23H182ZM221 22H222V21H221ZM226 22H227V19H226ZM229 22H230V21H229ZM177 23H178V22H177ZM183 23H184V22H183ZM189 23H190V22H189ZM211 23H212V22H211ZM216 23H217V22H216ZM219 23H220V22H219ZM203 24H204V23H203ZM203 24H202V25H203ZM207 24H208V23H207ZM197 25H198V24H197ZM202 25H200V27H201ZM215 25H216V24H215ZM215 25H214V26H215ZM259 25H260V24H259ZM176 26H177V25H176ZM188 26H189V24H188ZM190 26H191V25H190ZM192 26H193V25H192ZM192 26H191V27H192ZM198 26H199V25H198ZM206 26H207V25H206ZM202 27H203V26H202ZM211 27H212V26H211ZM217 27H218V25H217ZM196 28H197V27H196ZM212 28H213V27H212ZM215 28H216V27H215ZM260 28H261V27H260ZM197 29H199V28H197ZM194 30H196V29H194ZM200 30H202V28H200ZM260 30H261V29H260ZM184 31H185V30H184ZM197 32H198V31H195V34H196ZM260 32H261V31H260ZM263 32H264V28H263V30H262V33H263ZM189 33H190V31H189ZM190 34H191V33H190ZM253 34H254V33H253ZM254 35H255V34H254ZM261 35H262V34H261ZM248 36H249V35H248ZM248 36L246 37L247 42L250 41V40L247 39V38H249ZM251 36H253V35H251ZM256 36H257V35H255L254 40L251 39V38H253V37H250L249 39H251L252 41H255V40H256ZM257 37H258V36H257ZM259 37H260V36H259ZM192 38H193V36H192ZM223 38H224V37L221 38L222 41H223ZM226 38H227V37H226ZM226 38H224V40H225ZM188 39H189V38H188ZM190 39H191V38H190ZM193 39H194V38H193ZM242 40H243V39H241V41H242ZM184 41H186V40H184ZM190 41H192V40H190ZM228 41H230V39H229ZM231 41H232V40H231ZM243 41H244V40H243ZM188 42H189V41H188ZM232 42H233V41H232ZM245 42H246V41H245ZM185 43H186V42H185ZM222 43H223V42H222ZM225 43H226V42H225ZM225 43H224V44H225ZM230 43H231V42H229V47H230ZM239 43H240V42H238V44H239ZM241 43H242V42H241ZM248 43H249V42H248ZM182 44H183V43H182ZM187 44H188V43H187ZM189 44H190V43H189ZM192 44H193V43H192ZM192 44H191V47H192ZM224 44H223V45H224ZM235 44H236V42L234 41V42L232 43V45H234V46L236 47ZM254 44H255V43H254ZM259 44H261V42H260ZM232 45H231V46H232ZM245 45H246V43H245ZM255 45L258 46L257 43H256ZM255 45H254V46H255ZM188 46H190V45H188ZM227 46H228V43H227ZM237 46H238V45H237ZM239 46H241V45H239ZM242 46H244V44H243ZM251 46H252V45H251ZM251 46H249V47H251ZM257 46H255V47L258 48ZM260 46H261V45H260ZM224 47H226V46L224 45ZM224 47H222V50H223ZM244 47H245V46H244ZM247 47H248V46H247ZM261 47H262V46H261ZM186 48H187V47H186ZM231 48H232V47H230V48H228V49L230 50ZM237 48H238V47H237ZM240 48L242 49L243 47H240ZM51 49H53V47H52ZM189 49H190V48H189ZM219 49H221V48H219ZM225 49L227 50V47H226ZM225 49H224V50H225ZM232 49H233V48H232ZM235 49H236V48H235ZM244 49H245V48H244ZM246 49H247V48H246ZM246 49H245V50H246ZM250 49H251V48H250ZM179 50H180V49H179ZM224 50H223V51H224ZM233 50H234V49H233ZM238 50H239V49H238ZM252 50H253V49H252ZM254 50H255V48H254ZM254 50H253V52L258 51L257 49H256L255 51H254ZM51 51H53V50H51ZM224 52H227V51H224ZM231 52H232V51H231ZM231 52H230V54H231ZM243 52H245V51H243ZM248 52H249V53L251 52V50L249 51V48H248ZM217 53H218V51H217ZM221 53H222V51H221ZM221 53H220V55L222 56V54H224V53H222V54H221ZM232 53H233V52H232ZM228 54H229V51H228ZM51 55H53V54H51ZM226 55H227V54H226ZM226 55H224V56H226ZM247 55H248V54H247ZM256 55H257V57H258V54H256ZM215 56H216V55H215ZM235 56H237V55H234V57H235ZM245 56H246V55H245ZM228 57H229V56H228ZM239 57H240V55H239ZM247 57H248L247 60H249V55H248ZM47 58H48V57H47ZM223 58H226V57H223ZM236 58H237V57H235V59H236ZM242 58H244V55H243ZM242 58H240V59H242ZM17 59H18V58H17ZM180 59H181V58H180ZM215 59H217V58H215ZM237 59L239 60V58H237ZM237 59H236V60H237ZM44 60H45V58H44ZM44 60H43V63H44ZM47 60H48V59H47ZM51 60H52V59H51ZM213 60H214V58H213ZM218 60H220V59H218ZM218 60H216V61H218ZM228 60H230V59H228ZM262 60H263V59H262ZM41 61H42V60H41ZM49 61H50V60H49ZM221 61H222V60H221ZM225 61H226V60H225ZM240 61H241V60H240ZM244 61H245V59H244ZM15 62H16V61H15ZM178 62H179V61H178ZM245 62H246V61H245ZM245 62H244V65H246ZM261 62H262V61H261ZM261 62L258 61V63H260V64H261ZM16 63H18V60H17ZM24 63H25V62H24ZM43 63H42V64H43ZM179 63H181V62H179ZM207 63H208V62H207ZM211 63H212V62H211ZM263 63H264V62H263ZM263 63H262V65H263ZM40 64H41V62H40ZM42 64H41V66H44V65H42ZM214 64H215V63H214ZM249 64H250V63H249ZM13 65H14V64H13ZM15 65H16V64H15ZM30 65H31V64H30ZM37 65H38V64H37ZM47 65H49V62H48V61H47ZM180 65H181V64H180ZM262 65H261V66H262ZM24 66H25V65H24ZM32 66H33V65H32ZM39 66H40V65H39ZM51 66H52V65H51ZM194 66H195V65H194ZM259 66H260V65H259ZM35 67H36V65H35ZM45 67H46V66H45ZM237 67H238V66H237ZM246 67H247V65H246ZM253 67H254V66H253ZM255 67H256V66H255ZM48 68H50V66H49ZM191 68H192V67H191ZM225 68H226V67H225ZM25 69H26V68L24 67V70H25ZM43 69H44V68H43ZM214 69H215V68H214ZM247 69H249V68L247 67ZM259 69H261V68L259 67L258 70H259ZM9 70H10V69H9ZM40 70H41V69H40ZM44 70H45V69H44ZM171 70H172V69H171ZM263 70H264V68H263ZM26 71H27V69H26ZM36 71H37V68H36ZM48 71H49V69H48ZM174 71H175V70H174ZM192 71H193V70H192ZM203 71H204V70H203ZM12 72H13V71H12ZM17 72H18V70H17ZM30 72H31V70H30L29 72H27V73L29 74ZM32 72H33V70H32ZM38 72H39V71H38ZM46 72H47V69H46ZM256 72H257V71H256ZM9 73H11V71H9ZM33 73H34V72H33ZM48 73H49V72H48ZM48 73H47V75H48ZM194 73H196V72H194ZM201 73H202V72H201ZM11 74H12V73H11ZM34 74H35V73H34ZM37 74H38V73H37ZM37 74H36V75H37ZM40 74H41V72H40ZM40 74H39V76H40ZM44 74H45V71L43 72V75H44ZM171 74H172V73H171ZM8 75H9V74H8ZM21 75H22V74H21ZM23 75H24V74H23ZM26 75H27V74H25V76H26ZM203 75H204V74H202V76H203ZM263 75H264V74H263ZM13 76H14V75H13ZM16 76H17V75H16ZM19 76H20V75H19ZM29 76H30V75H29ZM31 76H32V75H31ZM50 76H51V73H50ZM50 76L48 75L47 78H50ZM169 76H170V75H169ZM199 76H201V75H199ZM233 76H234V75H233ZM23 77H24V76H23ZM23 77H22V78H23ZM33 77H34V76H33ZM35 77H36V76H35ZM191 77H192V76H191ZM258 77H259V76H258ZM20 78H21V76H20ZM37 78H38V77H36L35 79L37 80ZM41 78H42V77H41ZM173 78H174V77H173ZM199 78H200V77H199ZM261 78H262V77H261ZM15 79H17V78H15ZM30 79H32V80H30L31 82H32V81L37 82V83L39 82L38 80H37V81H36L35 79L33 80V78H30ZM43 79H44V78H43ZM53 79H54V78H53ZM26 80H27V79H26ZM26 80H25V79H22L23 82L26 81ZM28 80H29V79H28ZM28 80H27V81H28ZM44 80H45V79H44ZM46 80H47V79H46ZM50 80H52V79H50ZM82 80H83V79H82ZM177 80H178V79H177ZM16 81H17V80H16ZM19 81H20V79H19ZM19 81H18V82H19ZM27 81L25 82V86H26V87H27V86L29 87V85H26V83L28 84ZM42 81H43V80H41V82H42ZM34 82H32V83H34ZM43 82H46V81H43ZM48 82H49V81H48ZM168 82H169V81H168ZM13 83H14V82H13ZM20 83H21V82H20ZM21 84H23V83H21ZM34 84H35V83H34ZM39 84H40V83H39ZM53 84H54V83H53ZM23 85H24V84H23ZM30 85H31V84H30ZM36 85H37V84H36ZM9 86H10V84H9ZM12 86H13V85H12ZM12 86H11L10 88H13ZM14 86H15V85H14ZM16 86H17V85H16ZM33 86H35V85H33ZM43 86L45 87V84H44ZM19 87H21V85H20ZM19 87H18V88H19ZM23 87H24V86H23ZM26 87H25V89H26ZM44 87H43V88H44ZM51 87H53V86H51ZM191 87H192V86H191ZM81 88H82V87H81ZM194 88H195V87H194ZM15 89H16V88H15ZM15 89H14L13 91H12V90H11V91H12V92H15ZM19 89H22V88H19ZM19 89H17V90L19 91ZM85 89H86V88H85ZM17 90H16V91H17ZM23 90H24V89H23ZM26 90H28V89H26ZM47 90H48V88H47ZM49 90H50V89H49ZM232 90H233V89H232ZM251 90H252V89H251ZM9 91H10V90H9ZM31 91H32V90H31ZM78 91H79V90H78ZM228 91H230V90H228ZM94 92H95V91H94ZM235 92H237V91L235 90ZM251 92H252V91H251ZM253 92H254V91H253ZM258 92H260V90H259ZM20 93H21V92H19V94H20ZM25 93H26V92H25ZM30 93H31V95H29V96H31V97H33L32 95L35 96V97H33V100L35 101V103H33V100H31L32 102H30V101L28 100V101H26V102H27V105H25L26 102H25V104H24V103H19L20 101L18 100V103H16V104H19V105L22 104V105H25L26 107L28 106V109H27V110H29V111L31 112V113H29V114L32 115V116H31V119H29V121L32 120V121H30L31 123L33 122L32 125H31V127L33 126V129H35V131H34V130H33V131H34L35 133H32L30 130H29V131L27 130V131H28V132H31L32 134H35V135H34V136H35V142L29 144V145L34 144L33 146H34V149L36 150V151H34V152H36V153H34V155L36 154V159H34V157L31 156V157H33L35 163H33L34 161L30 163V164L33 163V165H31V167L34 166V164H35V168H34V171H35V173H36V176H35V174H34V176L36 177V178H35L36 180H35V183H34V184H35V186H34L35 188L33 189L32 187H30V188L33 189L32 192H30L29 189L26 188V189L28 190L29 193L27 192V190L25 191V192H27V194H28V197H27V198H29V197H30L29 199L32 198L30 201H28V202H29L28 204H29L30 206H27V204L24 205V203H20V202H19V200L21 201V199H20V198L22 197V196H21V197L19 198V200L16 201V202H19V203H16V204L11 203V208H12L14 205L16 206V208L14 207L15 209H14V208H13V209L15 210V211H14V215L16 214L17 217H22V216H23V217H25V218L27 217L26 219H28V217H30V218L35 217V218H32V219H36V218H38V222H37V224L34 223V225H37V229H38V226L41 228V226L45 224V223L41 222L42 219H44L45 217H49L48 211L51 210V208H52L51 206H52L53 204L55 205V203H56L55 201L58 200V198L55 199V196H56V195H55L54 193H52V191H53L54 189H55V191H56V188H54V187H56V183L59 182V181H58L59 179L57 180V174H56V170H55V166H56V165H54V164H58V165H60V164H59L60 162H58V163H54V160H55V161H56V160H57V161H58V160L60 161V155H59V154H61L60 151H58L59 154H57V152H54V150L57 149V148L54 149L55 146H58V145H57L58 142L61 143V141H62L61 139L64 138V137H67V140H68V141L66 142V146H65V145H64V146H63V145H60V143H59V145H60L59 147H61L62 149L68 148V151H69V148L72 147V146H71V143H69V142H71V141H76V143H78V144H76V143L74 144V143H73V145H74V146H75V145L78 146L79 144H81V142L79 143V141L84 140L85 137H88V140H90V139H91L92 141L95 140V139H94V135H95V133H96V136L98 135V134H97L98 132L100 133V131H98V132L95 131V128H96V127H97V128L99 127V125L97 126L96 123H98L99 121H102L103 118L98 119V122H97V118H99V116H98V117L96 116V119H93L95 116H94L93 118H91L92 120H90V123H91L90 128L88 129V128L86 127V130L89 131V132H88V133L86 132V133H87L86 135H82L81 140H79L80 138L77 137V138H78V142H77V140H75L77 135H76V136H72V133H71V131H70V130H71V127H70V126L68 127V125L66 124V123H67L66 120L68 121V119H69L70 117H72V114L69 113V112H68V113L65 112V110H66L65 108H66L67 106H66V107H63L64 105H61V108L63 109V111H62L61 108H60V106L58 107L57 105H55V103L58 104L59 101H62V102H63V100L65 101V99L63 98L65 95H63V97H62V96L58 95L59 93H57L56 91H55L54 93H53V92H50V91L45 92V90L42 89V88H40V87H38V89H37L36 91L29 92V94H30ZM55 93H57V94H55ZM66 93H67V92H65V94H66ZM72 93L74 94V92H72ZM78 93H79V92H78ZM81 93H82V92H81ZM85 93H87V92H85ZM85 93H84V95H85ZM225 93H227V92H225ZM231 93L234 94V91H233V92L230 91V96H234V95H235V94H234V95H231ZM248 93H249V92H248ZM63 94H64V93H63ZM73 94H71V95H73ZM92 94H93V93H92ZM228 94H229V93H228ZM228 94H227V95H228ZM249 94H250V93H249ZM17 95H18V94H17ZM22 95H23V93H22ZM27 95H28V93H27ZM27 95H25V97H26ZM68 95H70V94L68 93ZM84 95H83V97H84ZM87 95H88V93H87ZM89 95H90V94H89ZM227 95H225V97H226ZM242 95H243V93H242ZM255 95H256V94H255ZM260 95H261V94H260ZM262 95H263V94H262ZM14 96H15V95H14ZM66 96H67V95H66ZM235 96H236V95H235ZM235 96H234V97H235ZM238 96H239V94H238ZM238 96H237V99L240 97V96H239V97H238ZM246 96H248V95H246ZM256 96H257V95H256ZM19 97H20V95H19ZM31 97H29V98L31 99ZM72 97H74V95H73ZM77 97H78V95H77ZM79 97H80V99H83V98H81L80 93H79ZM227 97H229V95H228ZM262 97H263V96H262ZM17 98H18V96H16L15 99H17ZM20 98H21V97H20ZM22 98H23V97H22ZM27 98H28V97H27ZM74 98H76V97H74ZM84 98H85V97H84ZM91 98H92V97H91ZM223 98H224V97H223ZM244 98H245V97H244ZM252 98H253V97H252ZM256 98H257V97H256ZM263 98H264V97H263ZM18 99H19V98H18ZM72 99H73V98H72ZM76 99H77V98H76ZM76 99H73V100H75V102H76ZM78 99H79V98H78ZM78 99H77V100H78ZM94 99H95V98H94ZM0 100H1V99H0ZM20 100H21V99H20ZM69 100H70V99H69ZM86 100L88 101V99H86ZM86 100L84 99L85 102H86ZM232 100H233V99H232ZM239 100H240V99H239ZM254 100L256 101V99H254ZM263 100H264V99H262V101H263ZM21 101L24 102L25 100L23 99V100H21ZM82 101H83V100H82ZM82 101H80V102H82ZM225 101H226V100H225ZM227 101H228V99H227ZM237 101H238V100H237ZM243 101H244V100H243ZM247 101H248V100H247ZM251 101H252V100L249 99V102H250V103H254V102H251ZM260 101H261V100H260V97H259V102H260ZM7 102H9V101H7ZM12 102H14V101H12ZM12 102H9V103H12ZM37 102H38V103H37ZM80 102H79V103H80ZM207 102H208V101H207ZM239 102H240V101H239ZM239 102H238V103H239ZM256 102H258V101H256ZM4 103H5V102H4ZM4 103H3V104H4ZM60 103H61V102H59V105H60ZM63 103H64V102H63ZM76 103H77V102H76ZM230 103H231V102H230ZM232 103H233V102H232ZM232 103H231V106H232ZM243 103H245V101H244ZM243 103H241V104L244 105ZM246 103H247V102H246ZM246 103H245V104H246ZM3 104H1V105H3ZM5 104H8V103H5ZM51 104H52V105L54 104V107H53ZM73 104H74V103H73ZM234 104H235V102H234ZM254 104H255V103H254ZM263 104H264V103H263ZM69 105H70V103H69ZM205 105H206V104H205ZM208 105H209V104H208ZM215 105H216V104H215ZM215 105H214V106H215ZM238 105H239V107H240V104H238ZM246 105H247V104H246ZM249 105H250V104H249ZM258 105L261 106V102H260ZM11 106H12V105H11ZM71 106H73V105H71ZM71 106H70V107H71ZM195 106H196V105H195ZM199 106H200V105H199ZM201 106H202V104H201ZM206 106H207V105H206ZM206 106H205V107H206ZM256 106H257V105H255V106L253 105V108L255 107V108L258 109V107H256ZM3 107H4V106H3ZM14 107H16V106H14ZM26 107H25V108H26ZM171 107H172V106H171ZM209 107H210V105H209ZM211 107H213V103H212V106H211ZM215 107H216V106H215ZM241 107H243V106H241ZM241 107H240V108H241ZM247 107H248V106H247ZM250 107H252V106H250ZM262 107H263V106H262ZM0 108H2V107L0 106ZM7 108H8V107H7ZM7 108L5 107V109H7ZM9 108H10V107H9ZM20 108L23 109L22 106H21ZM71 108H72V107H71ZM77 108H78V107H77ZM164 108H165V107H164ZM203 108H204V104H203ZM213 108H214V107H213ZM244 108H245V107H244ZM2 109H3V108H2ZM2 109H0V111H1ZM12 109H13V107H12ZM14 109H15V108H14ZM67 109H68V107H67ZM69 109H70V108H69ZM69 109H68V110H69ZM84 109H85V108H84ZM154 109H155V108H154ZM214 109H216V108H214ZM214 109H213V110H214ZM238 109H239V108H238ZM247 109H249V108L243 109L244 113H245V111H246ZM250 109H251L252 112H253L254 109H252V108H250ZM262 109H263V108H262ZM262 109H261V110H262ZM73 110H74V109H73ZM73 110H72V111H73ZM77 110H78V109H77ZM77 110H76V112H77ZM86 110H87V109H86ZM155 110H156V109H155ZM211 110H212V108H211ZM261 110H260L259 112H261ZM4 111H5V110H4ZM19 111H20V110H19ZM61 111H62V112H61ZM162 111H163V110H162ZM241 111H242V110H241ZM254 111H255V110H254ZM256 111H258V110H256ZM262 111H263V110H262ZM5 112H6V111H5ZM8 112H9V111H8ZM10 112H11V110H10ZM14 112H15V111H14ZM148 112H149V110H148ZM150 112H151V111H150ZM211 112H212V111H211ZM248 112H251V111H248ZM248 112L246 111L245 114L248 115V114H247ZM2 113H3V111H2ZM22 113H23V112H22ZM24 113H25V112H24ZM24 113H23V114H24ZM26 113H28V112H26ZM26 113H25V114H26ZM63 113H64V115H61V114H63ZM170 113H171V112H170ZM213 113H214V112H213ZM213 113H210V114L213 115ZM215 113H216V112H215ZM261 113H262V112H261ZM4 114H5V113H4ZM15 114H16V113H15ZM18 114H19V113H18ZM20 114H21V113H20ZM20 114H19V115H20ZM23 114H22V115H23ZM25 114H24V116L27 115V114H26V115H25ZM29 114H28L27 116H30ZM75 114H76V113H75ZM81 114H82V113H81ZM150 114H151V113H150ZM238 114H239V113H238ZM249 114H250V113H249ZM251 114H252V113H251ZM251 114H250V115H251ZM254 114H255V112H254ZM254 114H253V115H254ZM257 114H258V113H257ZM257 114H256V116H253L254 119H255V117H257ZM263 114H264V113H263ZM5 115H6V114H5ZM11 115H13L12 112H11ZM22 115H20V116H22ZM76 115H77V114H76ZM85 115H86V114H85ZM145 115H146V114H145ZM151 115H155V114H151ZM246 115H245V116H246ZM250 115H249V117H250ZM17 116H18V115H17ZM73 116H74V115H73ZM86 116H89V115H86ZM162 116H163V115H162ZM192 116H193V115H192ZM239 116H240V115H239ZM5 117H6V116H5ZM5 117H3V118H5ZM78 117L80 118V116H78ZM78 117H77V118H78ZM89 117H90V116H89ZM251 117H252V115H251ZM253 117H252V118H253ZM0 118H2V117H0ZM10 118H11V117H10ZM15 118H16V119L18 118V120H21V119H19V117H16V116H15ZM20 118H21V117H20ZM22 118H23V117H22ZM29 118H30V117H29ZM73 118H74V117H73ZM77 118H76V119H77ZM79 118H78V119H79ZM82 118H83V117L81 116V120H82ZM86 118H87V117H86ZM151 118H152V116H151ZM158 118H160V117H158ZM220 118L222 119V117H220ZM243 118H245V117H243ZM258 118H259V117H258ZM258 118H257V119H258ZM260 118H261V117H260ZM5 119H6V118H5ZM8 119H9V118H8ZM26 119H28V118L26 117ZM83 119H85V117H84ZM104 119H105V117H104ZM104 119H103V121H102L101 123H104ZM154 119H155V118H154ZM154 119H153V120H154ZM250 119H251V118H250ZM261 119H262V122L264 123L263 118H261ZM261 119H260V120H261ZM0 120H1V119H0ZM71 120H74V119L71 118ZM71 120H70V124H71V122H72ZM81 120H78V121H81ZM149 120H150V119H149ZM157 120H158V119H157ZM194 120H195V119H194ZM194 120H191L192 123L195 122ZM208 120L211 121L210 119H208ZM216 120H217V119H216ZM219 120H220V119H219ZM252 120H253V119H252ZM6 121H7V120H6ZM9 121H10V120H9ZM16 121H17V120H16ZM16 121L14 120L15 123H17ZM22 121H23V120H22ZM22 121H21V123H22ZM27 121H28V120H27ZM27 121L24 120V121H23L24 124H25ZM29 121H28V123L30 124ZM74 121H75V120H74ZM85 121H87V120L85 119ZM85 121H84V122L81 121V122H82L83 124L86 125ZM106 121H107V120H106ZM198 121H199V120H198ZM217 121H218V120H217ZM234 121H235V120H234ZM239 121H240V120H239ZM247 121H248V118H247ZM255 121H257V120H255ZM258 121H259V119H258ZM258 121H257V122H258ZM0 122L2 123L3 121H0ZM4 122H5V121H4ZM4 122H3V124L0 123V125H1L0 128H2V127L4 126ZM18 122H19V121H18ZM75 122H76V121H75ZM87 122H88V121H87ZM148 122H149V121H148ZM148 122H147V123H148ZM215 122H216V121H215ZM218 122H219V121H218ZM223 122H224V118H223ZM250 122H251V121H250ZM253 122H254V121H252V123H253ZM262 122L259 121V124H258V125H260V123H262ZM12 123H13V122H12ZM12 123H9V124L12 125ZM28 123H26V124H28ZM68 123H69V122H68ZM82 123H81V124H82ZM88 123H89V122H88ZM101 123L99 122V124H101ZM129 123H130V122H129ZM198 123H200V122H198ZM206 123H209V122H206ZM210 123H211V122H210ZM220 123H221V122H220ZM239 123H240V122H239ZM239 123H238V124H239ZM252 123H251V124H252ZM263 123H262V124H263ZM18 124H19V123H18ZM18 124H17V125H18ZM22 124H23V123H22ZM24 124H23V128H24V126H26V128H27V125H26V124L24 125ZM73 124H75V123H73ZM81 124H80V125H81ZM105 124H106V122H105ZM148 124H149V123H148ZM194 124H195V123H194ZM211 124H212V123H211ZM213 124H214V123H213ZM215 124H216V123H215ZM240 124H241L242 126H244V125H243L244 123L242 124V122H241ZM246 124H247V125H246L245 127L249 126V123H248V122H247ZM251 124H250V126H251ZM2 125H3V126H2ZM14 125H15V124H13L11 127L13 128ZM87 125H88V124H87ZM106 125H107V124H106ZM106 125H105V126H106ZM202 125H203V124H202ZM202 125H201V126H202ZM207 125H209V124H207ZM207 125H205V126H207ZM217 125H219V124H217ZM217 125H216V127H217ZM6 126H7V125H6ZM8 126H9V125H8ZM19 126H22V125L19 124ZM28 126H30V125H28ZM100 126H101V125H100ZM190 126H191V125H190ZM199 126H200V124H199ZM205 126H203V127H205ZM250 126H249L248 128H250ZM261 126H262V125H261ZM261 126H260V127H261ZM263 126H264V125H263ZM9 127H10V126H9ZM14 127H15V126H14ZM16 127H17V126H16ZM83 127H84V125H83ZM94 127H95V128H94ZM219 127H220V126H219ZM219 127H218V128H219ZM3 128H6V127H3ZM3 128H2V130H3ZM19 128H21V127H19ZM19 128H18V129H19ZM23 128H22V131H21V129H20L21 133L23 132ZM26 128H25V130H26ZM81 128H82V125H81ZM109 128H110V127H108V129H109ZM190 128L192 129V126H191ZM195 128L197 129L198 127L195 125ZM195 128H193V129H195ZM214 128H215V127H213V129H214ZM220 128L222 129V127H220ZM241 128H242V127H241ZM15 129H16V128H15ZM104 129H107V128L105 127ZM159 129H160V128H159ZM199 129H200V128H199ZM201 129H202V127H201ZM201 129H200V130H201ZM213 129L210 128V130H213ZM242 129H243V128H242ZM244 129H245V128H244ZM250 129H251V128H250ZM252 129H253V128H252ZM255 129H256V133H257V131H258V134H257V135H260V134H259V133H260L259 130H257L258 128H255ZM261 129L263 130L262 127H261ZM6 130H7V129H6ZM25 130H24V131H25ZM31 130H32V129H31ZM83 130H84V129H82L81 131H83ZM98 130H101V129H98ZM197 130H198V129H197ZM197 130H196V131H197ZM200 130H198V131H200ZM219 130H220V129H219ZM227 130H228V129H227ZM253 130H254V129H253ZM253 130H252V132H253ZM3 131H4V130H3ZM11 131L15 132V131H14V128H13V130H11ZM16 131H18V130L16 129ZM20 131H19V132H20ZM105 131H107V130H104V132H105ZM109 131H110V129H109ZM194 131H195V130H194ZM214 131H215V129H214ZM246 131H247V130H246ZM263 131H264V130H263ZM79 132H80V131H79ZM79 132H78V133H79ZM101 132H103V131L101 130ZM112 132H114V131H112ZM166 132H167V131H166ZM226 132H228V131H226ZM248 132H250V131L248 130ZM248 132H247V133H248ZM1 133H3V132H1ZM4 133H5V131H4ZM31 133H28V136H27V137H29V139H30V137L32 138V136H29ZM84 133H85V131H84ZM84 133H83V134H84ZM108 133H109V132H108ZM161 133H162V132H160V134H158L159 137H160V135H163V134H161ZM163 133H164V132H163ZM222 133H225V130H224V132H223V130H222ZM222 133H218V132H217V134H219V135L222 134ZM242 133H244V135H245L246 132H244V130H243ZM6 134H7V133H6ZM11 134H12V133L7 134V136H10ZM100 134H101V133H100ZM215 134H216V132H215ZM227 134H228V133H227ZM229 134H230V133H229ZM229 134H228V135H229ZM250 134H251V133H249V136H250ZM261 134H262V132H261ZM0 135H1V134H0ZM16 135H17V134H16ZM79 135H80V133H79ZM115 135H116V134H115ZM194 135H195V134H194ZM223 135H224V134H223ZM228 135H227V137H228ZM2 136H3V138L5 139L6 135L4 136V134H3ZM18 136H19V133H18ZM22 136L24 137V135H22ZM84 136H85V137H84ZM176 136H177V135H176ZM212 136H213V137H212ZM212 136H211V138L213 139L215 135H212ZM220 136H221V135H220ZM231 136H232V135H231ZM238 136H239V135H238ZM245 136H246V135H245ZM247 136H248V135H247ZM254 136H255V135H254ZM13 137H14V136H13ZM15 137H16V136H15ZM73 137H75V139H73ZM79 137H80V136H79ZM107 137H108V136H107ZM147 137H148V136H147ZM161 137H162V136H161ZM167 137H168V136H167ZM169 137H170V136H169ZM173 137H174V136H173ZM181 137H182V136H181ZM181 137H178V138H181ZM187 137H188V136L186 135V139H187ZM216 137H217V135H216ZM224 137H226V133H225ZM227 137H226V139H227ZM235 137H236V136H235ZM255 137H256V136H255ZM255 137H254V138H255ZM0 138H1V137H0ZM6 138H7V137H6ZM8 138H9V137H8ZM10 138H11V137H10ZM101 138H105V139H106V136L101 137ZM101 138H100V140H102ZM111 138H112V137H111ZM111 138H110L109 140H108V139H106V140L109 142V141L111 140ZM164 138H165V140L163 139V142L161 141L162 144L164 143V141H166V142L169 141L168 138H167L168 141L166 140L165 135H164ZM178 138H177V139H178ZM192 138H193V137H192ZM195 138H196V137H195ZM229 138L235 139V138H233V136H232V137L229 136L227 140H229ZM245 138H246V137H245ZM248 138H249V137H248ZM254 138L252 137V140H253V141H249V142L251 143V145L253 146L252 149L249 147V148L251 149V151H250L249 153H252V154H249V153H248V154H249V155H248L247 153H245V154H247V157H246V158H245V157H240V158H239L237 155H235V154L233 153L234 151L230 150V146L227 147L228 145H231L229 141L232 140V139H230L228 142H227L226 139H225L224 141H226V142L224 143V147H225L224 152H223V154H221V157L219 156L220 158L218 157L220 160L217 162V161L214 159V157H215L214 155H215V154H213V156H214L213 159H214V160H212V158H210V159L207 158L208 160H206V161H207V162H206V164H207L206 166H207V167L204 166L205 164H203V162H202V160L204 161V159L201 160L202 157L200 158V155H201V154H200L199 149H198L199 147H198V148H192V146H191V148H192V149H191V153H187L186 151L189 150V147L186 146L187 144L185 145V144L183 143L185 140L182 141V138L179 140V142L182 143V144H179V142H178V144H177V142L174 141V145H172L173 143H171V141H169V142H170V145L172 146V150L175 149V148H178V149H180V150H182V151L184 150L183 154H188V156L186 155V156H184V158H182V162H190V163H191V166H192V167H191V168H192V173H193V174H192V173L190 172L191 169L188 168V166H187V168L190 169V170H188L187 168H185V169H186V171L188 170V171L191 173L192 176H191V177H187V176L185 177V175H184V174H185V172H184V168L181 167L182 165H181V163L179 162V164H176V166H177V168H176V173H175L174 175L172 174V175H173V176H172L173 180H171V179H172V178H171V179H170V182L173 181L172 183L176 186V183L178 182V179H182V178L184 179V178H185V180L188 179V181H189V180L191 181V182H190V183H191V190H192V192H194V193H197V192H199V193H200V192H203V193L206 195V192H208V193H211V194H212V192H213L215 189H217L218 187H219V188H220V187H221V188H225L226 192L228 193L230 190H232L233 186H235V184H234L235 181L233 182L232 180H234V178H236V177H239V178H240V175H241V174L243 175V173H244L245 175L248 174V172L250 173L251 166L254 167V169L258 171V172L255 171L256 175H257V173H261V172L263 173V172H264V153L262 152V149H263V147H264V144H263L262 147H261L262 144H260V142L262 143L263 139H261V141L259 140V142H257V140H254ZM259 138H260V137H259ZM259 138H258V136H257V139H259ZM262 138H263V137H262ZM24 139H25V138H24ZM24 139H23V140H24ZM32 139L34 140V138H32ZM64 139H66V138H64ZM161 139H162V138H161ZM169 139L171 140V137H170ZM177 139H176V140H177ZM189 139H190V137H189ZM189 139H188V140H189ZM223 139H224V138H223ZM238 139L241 140L239 137H238ZM250 139H251V137H250ZM17 140H18V139H17ZM20 140H21V139H20ZM86 140H87V139H86ZM86 140H85V141H86ZM91 140H90V141H87V142H92ZM96 140L98 141V138H97ZM96 140H95L94 142H96ZM100 140H99V141H100ZM112 140H113V139H112ZM112 140H111V141H112ZM173 140H175V139H173ZM173 140H172V141H173ZM190 140H192V139H190ZM214 140H216V139H214ZM220 140H221V138H220ZM0 141H1V139H0ZM26 141H27V143H28V140H25V143H26ZM30 141H31V140H30ZM102 141H103V140H102ZM104 141H105V140H104ZM111 141H110V142H111ZM150 141H151V140H150ZM193 141H194V140H193ZM195 141H196V140H195ZM217 141H218V139H217ZM224 141H223V142H224ZM234 141H235V140H234ZM236 141H237V140H236ZM246 141H248V140H246ZM21 142H22V141H21ZM21 142L19 141V143H21ZM63 142H64V141H63ZM63 142H62V143H63ZM108 142H107V143H108ZM185 142L188 143L189 141H188V142L185 141ZM191 142H192V141H191ZM219 142H220V141H219ZM240 142H241V141H240ZM240 142H236V147H238L237 143L240 144L239 146L242 145V146H241L242 148H243V144L246 145V146H244L245 148L247 147V144L249 145V143H247V142H246V144L243 143V141H242L243 144H241ZM1 143H2V141H1ZM23 143H24V142H23ZM23 143H21V145H22ZM25 143H24V144H25ZM27 143H26V145H27ZM83 143H84V142H83ZM83 143H82V145H83ZM129 143H130V142H129ZM159 143H160V142H159ZM193 143H195V142H193ZM193 143H192V145H193ZM215 143H216V142H215ZM215 143H214V145H212V146H215ZM226 143H227L228 145H227ZM231 143H232V142H231ZM263 143H264V142H263ZM85 144L87 145L88 143H85ZM91 144H94V143L92 142V143H90V145H91ZM97 144H99V143L97 142ZM97 144H96V146H98ZM100 144H102L101 146L103 147V145H104L105 143H104V144H103V143H100ZM108 144H111V143H108ZM189 144H190V143H189ZM212 144H213V141H212ZM232 144L235 145V142H233ZM21 145H20V146H21ZM82 145H81V146H82ZM90 145H89V146H90ZM106 145H107V144H106ZM106 145H105V147H104V150L106 149L107 146H108L107 148L110 149L109 145H107V146H106ZM167 145H169V143H167ZM190 145H191V144H190ZM218 145H221V144L218 143ZM20 146H18V148H19ZM31 146H32V145H31ZM31 146H29V147H31ZM79 146H80V145H79ZM79 146L76 147V148H78L77 151L80 150V149H79ZM84 146H85V145H84ZM84 146H83V149L86 148V147H84ZM91 146H94V148L96 147L95 145H91ZM165 146H166V145H165ZM184 146H186L188 150H187ZM231 146H233V145H231ZM252 146H251V147H252ZM1 147H2V146H1ZM21 147H23V146H21ZM21 147H20V149H21ZM161 147H162V146H161ZM210 147H211V146H210ZM217 147H218V146H217ZM217 147H216L215 149H217V150H219V149L221 150V149H222V148H219V149H218ZM221 147H222V145H221ZM234 147H235V146H234ZM241 147H240V148H241ZM260 147H261L262 149H260ZM13 148H14V147H13ZM13 148H12V150H13ZM15 148H16V147H15ZM25 148H26V146H25ZM76 148H74V149H76ZM87 148H88V147H87ZM98 148L100 149L101 147L99 146ZM130 148H131V147H130ZM203 148H204V147H203ZM245 148H243V150H244ZM28 149H29V148H28ZM59 149H60V148H59ZM162 149H164V147H162ZM168 149H169V148H168ZM178 149H177L176 151H174V150H173V151L176 153V152L178 151ZM200 149H201V148H200ZM213 149H214V148H213ZM233 149H234V148H233ZM238 149H239V147H238ZM250 149H249V150H250ZM0 150H1V149H0ZM15 150L18 151L19 149H18V150L15 149ZM23 150H24L23 153H25V150H27V149H24V148H23ZM23 150L21 149V151H23ZM29 150H30V149H29ZM31 150H32V149H31ZM57 150H58V149H57ZM72 150H73V149H71V152H72ZM92 150H93V149H92ZM101 150H102V149H101ZM164 150H165V149H164ZM166 150H167V149H166ZM169 150H170V149H169ZM172 150H170V151L173 152ZM209 150H210V149H209ZM209 150H208V151H209ZM2 151H3V150H2ZM9 151H10V150H9ZM27 151H28V150H27ZM27 151H26V152H27ZM81 151H82V149H81ZM81 151H80V152H81ZM95 151H96V150H95ZM206 151H207V150H206ZM247 151H248V150H247ZM247 151L244 150V152H247ZM13 152H14V151H13ZM13 152H11V154H13ZM71 152H70V154H71ZM167 152H169V151H167ZM171 152H169V154H170ZM204 152H205V151H204ZM204 152H203V153H204ZM214 152H215V151H214ZM216 152L219 153V151H216ZM237 152H238V151H237ZM239 152H241V154H242L243 151H240V150H239ZM21 153H22V152H21ZM31 153H32V152H31ZM78 153H79V152H78ZM175 153H174V154H175ZM235 153H236V152H235ZM15 154H16V153H15ZM27 154H28V153H27ZM29 154H30V153H29ZM29 154H28V155H29ZM72 154H73V152H72ZM72 154H71V155H72ZM103 154H104V153H103ZM165 154H166V153H165ZM172 154H173V153H172ZM199 154H200V155H199ZM207 154H208V153H207ZM211 154H212V152H210V155H211ZM18 155H20V152H19ZM21 155H23V154H21ZM25 155H26V154H25ZM55 155H57V157H55ZM78 155H79V154H78ZM161 155H162V154H161ZM177 155H178V154H177ZM208 155H209V154H208ZM243 155H244V154H243ZM63 156H65V153H64ZM68 156H69V153H68ZM68 156H67V157H68ZM97 156H98V155H97ZM159 156H160V155H159ZM159 156H158V157H159ZM165 156H166V155H165ZM165 156H164V157H165ZM171 156H172V155H171ZM206 156H207V155H206ZM12 157H13V156H12ZM26 157H28V159H29L30 156H24V158H26ZM70 157H71V156H70ZM70 157H68V158H70ZM123 157H124V156H123ZM125 157H126V155H125ZM173 157H174V156H172V158H173ZM208 157H210V156H208ZM14 158H15V156H14ZM16 158H17V157H16ZM16 158H15V159H16ZM62 158H63V157H62ZM78 158H79V157H78ZM112 158H113V157H112ZM161 158H163V157H161ZM166 158H168V155H167ZM215 158H216V157H215ZM1 159H2V157H1ZM15 159H14V160H15ZM19 159H20V158H19ZM21 159H22V158H21ZM21 159H20V160H21ZM33 159H32V160H33ZM70 159L73 160L72 157H71ZM97 159H98V158H97ZM118 159H119V158H118ZM157 159H158V158H157ZM163 159H164V158H163ZM163 159H161V160L158 159V160L160 161L161 164L164 165V163H162V162H163V161H162ZM178 159H179V158H178ZM205 159H206V158H205ZM216 159H217V158H216ZM20 160H18V161L20 162ZM32 160H31V161H32ZM63 160H64V159H63ZM67 160H68V159H67ZM72 160H71V161H72ZM79 160H80V159H79ZM95 160H96V159H95ZM104 160H105V158H104ZM165 160H166V159H165ZM168 160H169V159H167V161H168ZM170 160H171V159H170ZM22 161H23V160H22ZM22 161H21V162H22ZM25 161H26V160H25ZM57 161H56V162H57ZM61 161H62V160H61ZM118 161H120V160H118ZM161 161H162V162H161ZM62 162H63V161H62ZM65 162H66V161H65ZM65 162H64V163H65ZM68 162H69V161H68ZM72 162H73V161H72ZM164 162H165V161H164ZM201 162H202L203 165H201ZM204 162H205V161H204ZM6 163H7V162H6ZM6 163H4V164H6ZM13 163H14V162H13ZM13 163H12V164H13ZM17 163H18V162H17ZM17 163L15 164L16 166H17ZM87 163H88V162H87ZM116 163H117V162H116ZM158 163H159V162H158ZM158 163H157V164H158ZM166 163H167V167L169 168L170 165L168 166V164H170V163H168V162H166ZM166 163H165V164H166ZM7 164H8V167H10L11 163H7ZM22 164H23V163H22ZM22 164H21V165H18L19 167L17 166L18 169H21L20 166H22ZM62 164H63V163H62ZM62 164H61L60 167H62V166L64 165V164H63V165H62ZM65 164H66V163H65ZM114 164H115V163H114ZM172 164H174V163H172ZM182 164H183V163H182ZM188 164H189V163H188ZM188 164H187V165H188ZM24 165H25V164H24ZM66 165H68V164H66ZM66 165H65L64 168L62 167L61 169H62V170L65 169V171H67V172L69 173V171H68L67 169H68L69 167H71V166L67 167ZM80 165H81V164H80ZM99 165H100V164H99ZM158 165H159V164H158ZM163 165H162L161 168L163 169V171H167L166 169H168V168H167L165 165H164V166H165V167H164ZM183 165H184V164H183ZM189 165H190V164H189ZM2 166H3V165H2ZM2 166H1V167H2ZM12 166H13V165H12ZM25 166H27V165H25ZM28 166H29V165H28ZM152 166H153V165H152ZM152 166L150 167L151 170H152ZM174 166H175V165H174ZM8 167H7V165H6V168H7V169H8ZM23 167H24V166H23ZM23 167H22V168H23ZM31 167H29V168H31ZM57 167H58V166H57ZM57 167H56V169H57ZM157 167H158L157 165H154V166H153V173L158 172V171H159V172L161 171V169H160V168H157ZM163 167H164V168H163ZM184 167H185V166H184ZM4 168H5V167H4ZM6 168H5V169H6ZM10 168H11V167H10ZM13 168H14V167H13ZM27 168H28V167H27ZM58 168H59V167H58ZM165 168H166V169H165ZM172 168H173V167H172ZM7 169H6L5 171L8 172ZM14 169H15V168H14ZM14 169H13V170H14ZM18 169H15V171L18 170ZM61 169H60V170H61ZM69 169H70V168H69ZM71 169H73V168H71ZM74 169H75V168H74ZM74 169H73V170H74ZM108 169H109V168H108ZM159 169H160V170H159ZM164 169H165V170H164ZM208 169L211 170V171H210V172L208 171V172H209V174H208L209 176L207 175L208 177L204 179V178L202 177V175L206 177L205 174H207V173H205V171L208 170ZM10 170H11V169H10ZM13 170H11V171H13ZM22 170H23V169H22ZM25 170L27 171V169H25ZM30 170H31V169H30ZM57 170H59V169H57ZM62 170H61V172H62ZM169 170L171 171L170 168L168 169V171H169ZM2 171H3V170H2ZM11 171H9V172H10L11 174H13V172H11ZM170 171H169V172H170ZM0 172H1V171H0ZM7 172H6V173H7ZM17 172H18V171H17ZM24 172H25V171H24ZM32 172H33V170H32ZM58 172H59V171H58ZM63 172H64V170H63ZM159 172H158V173H159ZM161 172H162V171H161ZM174 172H175V170H174ZM252 172H253V171H252ZM3 173L5 174L4 171H3ZM14 173H15V176L17 177L18 175L16 174V172H14ZM18 173H19V172H18ZM22 173H23V172H22ZM22 173H21V171H20V173H19V177H22V176H20V175H22ZM146 173H147V172H146ZM162 173H163V172H162ZM162 173H160V174H162ZM166 173H168V172H166ZM187 173H188V172H187ZM190 173H189V174H190ZM203 173H205V174H203ZM253 173H254V172H253ZM4 174H3V175H4ZM7 174H8V173H7ZM11 174H10V175H11ZM25 174H26V172L24 173V175H25ZM27 174H28V173H27ZM27 174H26V175H27ZM58 174H59V173H58ZM70 174H71V173H70ZM143 174H144V173H142V176H141V174H140L141 178L144 176ZM170 174H171V172H170ZM235 174H237V175L235 176ZM5 175H6V174H5ZM5 175H4V176H5ZM29 175H30V174H29ZM64 175H65V174H64ZM186 175H188V174H186ZM219 175H222V177H223V175H224V179L222 180V182L220 181L221 177L219 178ZM242 175H241V176H242ZM251 175H252V173H251ZM251 175H250V176H251ZM259 175H260V174H259ZM263 175H264V174H263ZM0 176H1V175H0ZM7 176H8V175H7ZM13 176H14V175H13ZM31 176H33V175L31 174ZM59 176H60V175H59ZM150 176L155 177L156 175L148 172L147 175L144 176L145 178H147V179H146L147 182H148V180H149V183H150V181H151V180H150V179H151ZM165 176H166V175H165ZM257 176H258V175H257ZM27 177H29V176H26V178H27ZM61 177L64 178L63 174L61 175ZM67 177H69V175H67ZM156 177H158V176H156ZM169 177H170V176H169ZM252 177H253V176H252ZM1 178H2V177H1ZM1 178H0V179H1ZM12 178H13V177H12ZM14 178H15V177H14ZM14 178H13V179H14ZM29 178L31 179V177H29ZM63 178H62V179H63ZM145 178H144V179H145ZM239 178H238V180H239ZM242 178H244V177L242 176ZM249 178H250V177H249ZM249 178H248V179H249ZM258 178H259V176H258ZM30 179H29V180H30ZM33 179H34V178H32V181H33ZM65 179H66V178H65ZM109 179H110V178H109ZM139 179H140V178H139ZM139 179H137V180H139ZM152 179H153V178H152ZM156 179H157V178H156ZM162 179H163V178H162ZM3 180H4V178H3ZM6 180L9 181L10 179H8V178L6 179V178H5V181H6ZM19 180H20V179H19ZM87 180H88V179H87ZM112 180H113V178H112ZM137 180H136V181H137ZM163 180H164V179H163ZM166 180H167V179H166ZM176 180H177V181H176ZM235 180L237 181V179H235ZM242 180H243V179H242ZM251 180H253V179L251 178ZM251 180H249V184H248L249 187H248V188H249V189L251 188L252 191H253L254 187L252 188L251 186H252L256 181H257V182H258V180L261 181V179H256L255 182H254V181H251ZM254 180H255V179H254ZM10 181L13 182L12 179H11ZM10 181H9V184L11 183ZM17 181H18V180H17ZM32 181H31L30 183H32V185H33V182H34V181H33V182H32ZM61 181H62V180H61ZM139 181H141V180H139ZM139 181H138V182H139ZM154 181H155V179H154ZM156 181H157V180H156ZM156 181H155V182H156ZM161 181H162V180H161ZM168 181H169V180H168ZM246 181H247V179H246ZM263 181H264V179H263ZM26 182H27V181H26ZM26 182H24V181H23V178H21V183H25V184H26ZM28 182H29V181H28ZM28 182H27V183H28ZM152 182H153V181H152ZM152 182H151V183H152ZM155 182H154V183H155ZM162 182H163V181H162ZM181 182H183V180H181ZM184 182H185V181H184ZM219 182H221V183H219ZM237 182L240 183L241 181L239 180V181H237ZM244 182H245V181H244ZM257 182H256L255 184H259L258 186L261 187V186H260V185H261L260 182H259V183H257ZM0 183H3V182L1 181ZM15 183H16V182H15ZM15 183H14V184H15ZM110 183H111V182H110ZM143 183H145V182H143ZM149 183H148V185H149ZM154 183H153V184H154ZM178 183H180V182H178ZM186 183H187V182H186ZM186 183H185V184H186ZM190 183H187V184H190ZM4 184H5V182H4ZM16 184H18V182H17ZM28 184H29V183H28ZM57 184H59V183H57ZM63 184H64V183H63ZM106 184H108V183H106ZM118 184H119V183H118ZM145 184H146V183H145ZM156 184H157V183H156ZM163 184H164V183H163ZM173 184H172V185H173ZM185 184H184V185H185ZM187 184H186V185H187ZM233 184H234V185H233ZM241 184H243V182L240 183V185H241ZM245 184H246V183H245ZM262 184H263V183H262ZM7 185H8V184H7ZM20 185H21V184H20ZM20 185H19V186H20ZM22 185H23V184H22ZM22 185H21V187H22ZM32 185H31V186H32ZM54 185H55V186H54ZM61 185H62V183H61ZM109 185H110V184H109ZM157 185H158V184H157ZM169 185H170V184H169ZM179 185H180V184H179ZM184 185H183V186H184ZM238 185H239V184H238ZM2 186H4V185H2ZM14 186H16V185H14ZM27 186H28V185H27ZM27 186H26V187H27ZM145 186H147V184H146ZM158 186H159V185H158ZM180 186H181V185H180ZM183 186H182V187H183ZM244 186H245V185H241V188H242V187L245 188ZM246 186H247V185H246ZM253 186H255V185H253ZM258 186H257V187H258ZM10 187H11V185H10ZM10 187H9V190H10ZM23 187H24V186H23ZM107 187H108V185H107ZM159 187H160V186H159ZM162 187H164V186H162ZM173 187H174V186H173ZM239 187H240V186H238L237 188H239ZM263 187H264V186H263ZM6 188H7V186H6ZM59 188H60V186H59ZM109 188H110V187H109ZM120 188H121V187H120ZM160 188H161V187H160ZM186 188H190V186L188 185V187H186ZM234 188H235V187H234ZM237 188H236V189H237ZM255 188H256V186H255ZM1 189L3 190V188H1ZM13 189H16V188H13ZM17 189H18V190H19V189L21 190L20 187H18ZM23 189H24V188H23ZM69 189H70V188H69ZM111 189H112V187H111ZM111 189H110V190H111ZM175 189H178V187L175 188ZM245 189H246V188H245ZM30 190H31V189H30ZM59 190H60V189H58V191H59ZM87 190H88V189H87ZM110 190H109V191H110ZM112 190H113V192H112V191H111V192L114 193V189H112ZM241 190H242V189H241ZM259 190H260V188H259ZM3 191H5V190H3ZM11 191H12V190H11ZM21 191H22V190H21ZM118 191H119V189H118ZM166 191H167V190H166ZM166 191H165V192H166ZM177 191H178V192L180 191V193L183 194L184 197H185V194L187 195L188 193H191L190 189H188V190L186 189V191H184L181 187H180L179 190H177ZM233 191H234V190H233ZM235 191L238 192L239 189H238V191H237V190H235ZM247 191L251 192L250 190H247ZM254 191H255V190H254ZM256 191H257V190H256ZM256 191H255V192H256ZM260 191L263 192L262 189H261ZM5 192H6V191H5ZM17 192H19V191H17ZM17 192H15L16 195H17ZM25 192H23V194H24ZM53 192H54V191H53ZM59 192H60V191H59ZM59 192H58V194H59ZM86 192H87V193H86ZM88 192H90V194H91V191H90V190H88V191L85 190V193H86V194H88ZM162 192H163V190H162ZM168 192L171 193L172 190H171V191H168ZM175 192H176V191L173 192V193H174V196H175V194H176ZM257 192L259 193V191H257ZM262 192H260V193L262 194ZM1 193H2V191H1ZM1 193H0V194H1ZM3 193H4V192H3ZM11 193H12V192H11ZM19 193H20V192H19ZM19 193H18V194H19ZM55 193H56V192H55ZM92 193H93V192H92ZM94 193H95V192H94ZM158 193H159V192H158ZM7 194H8V193L6 192V195H7ZM9 194H10V193H9ZM58 194H57V195H58ZM83 194H84V192H83ZM86 194H85L84 197L90 195V194H88V195H86ZM121 194H122V193H121ZM153 194H154V192H153ZM153 194H152V195H153ZM181 194H179V195L176 194V196H177V197H180ZM224 194H226V193H224ZM236 194H237V193H236ZM250 194H251V193H250ZM254 194H255V193H254ZM16 195H15V196H16ZM54 195H55V196H54ZM81 195H82V194H81ZM81 195H80V196H81ZM92 195H94V194H92ZM100 195H101V193H100ZM100 195L98 194V195H96V196H98V198H99ZM143 195H144V194H143ZM161 195H162V194H161ZM163 195H164V194H163ZM188 195H189V194H188ZM188 195H187V196H188ZM228 195H229V194H228ZM251 195L253 196V194H251ZM3 196H4V195H3ZM12 196H14V193H13ZM18 196H19V195H18ZM18 196H17V197H18ZM115 196H116V195H115ZM144 196H146V195H144ZM154 196H156V195L154 194ZM165 196H166V194L164 195V197H165ZM171 196H173V195L171 194ZM171 196H170L169 199H170L171 201L173 200L172 202H175L174 199H173L174 196H173V197H171ZM189 196H191V195H189ZM193 196H194L195 198L200 197L199 194H195V195H193ZM193 196H192V197H193ZM207 196H208V195H207ZM207 196H205V197H207ZM223 196H224V195H223ZM233 196H234V194H233ZM233 196H232V197H233ZM237 196H238V195H237ZM257 196H258V195H256V197H257ZM259 196H260V195H259ZM259 196H258V197H259ZM263 196H264V193H263ZM263 196H262V197H263ZM1 197H2V196H1ZM4 197H5V199H4ZM4 197H2V199H4V200H6V198L8 199V197H6V196H4ZM69 197H70V196H69ZM82 197H83V196H82ZM88 197H89V196H88ZM91 197H92V196H91ZM140 197H141V196H140ZM140 197H139V198H140ZM157 197H158V196H157ZM157 197H155V198L157 199ZM164 197H163V198H164ZM168 197H169V195L167 194V198H168ZM177 197H176V198H177ZM205 197H204V198H205ZM208 197H209V196H208ZM217 197H218V196H217ZM238 197H240V196H238ZM238 197H237V198H238ZM11 198H12V197H11ZM24 198H26V197H24ZM93 198H94V196H93ZM93 198H92V199H93ZM139 198L137 197V199H136V202L138 203V205H139V204H142L143 206L147 207V208L152 212V213H151V214H152V217H154V213H153L152 209L142 201V198H143V197L140 198V199H139ZM161 198H162V197H161ZM161 198H160V199H161ZM167 198H165L166 202L164 201V203H166V205H167V202H168V199H167ZM171 198H172V199H171ZM174 198H175V197H174ZM176 198H175V199H176ZM195 198H193V199L195 200ZM211 198H212V196H211ZM214 198H215V197H214ZM225 198H226V196H225ZM225 198H224V199H225ZM227 198H228V197H227ZM233 198H234V200H235L236 197L234 196ZM233 198H231V199H232V200H231V201H232V204L235 203V202L233 201ZM2 199H1V200H2ZM12 199H14V198H12ZM16 199H17V198H16ZM70 199H71V198H70ZM81 199H83V198H81ZM85 199H86V198H84L83 200H85ZM89 199H90V198H89ZM106 199H107V198H106ZM148 199H149V198H148ZM152 199L155 200L154 198H152ZM183 199H184V198L182 197V201H180V202H183ZM187 199H188V198H187ZM187 199H186V202H187ZM200 199H201V198H200ZM215 199H216V198H215ZM239 199H240V198H239ZM247 199H248V198H247ZM247 199H243V201H244V200H247ZM257 199H258V198H257ZM260 199H261V198H260ZM9 200H11V199H9ZM75 200H76V199H75ZM78 200H79V199H78ZM104 200H105V199H104ZM146 200H147V199H146ZM198 200H199V199H198ZM203 200H204V199H203ZM221 200H222V199H221ZM221 200H220V201H221ZM253 200H254V197H253ZM6 201H7V200H6ZM14 201H15V199H14ZM23 201L25 202L26 200L23 199ZM23 201H22V202H23ZM58 201H59V200H58ZM76 201H77V200H76ZM98 201H99V200H97L96 202H98ZM151 201H152V200H151ZM151 201H150V203H151ZM161 201H162V200H161ZM207 201H208V200H207ZM209 201L211 202V200H209ZM209 201H208V202H209ZM212 201H214V200H212ZM216 201L219 202V200H216ZM231 201L227 200L228 203H229V202L231 203ZM248 201H249V200H248ZM254 201H255V200H254ZM254 201H252L253 203H251V204L248 205V206L251 208L250 210H248L247 207H246L247 209H245V207H244L243 205H241V207H244V210H246V211H242V212H241V211H238L240 214H242V215L245 216V217L242 219L241 228H242V230H243V229H244V231H245V230H246V231L248 230V231L251 233V239H250V240L248 239L250 235L248 236V238H245V239H248L247 242H248L250 245H247V246H246V244L244 245V243H246V242L243 241V240H245V239H240L241 236L238 235V234H237V235L235 234L234 231H235L236 229H235V230L233 229V233H232L231 230H229L230 232H226V230H225V232L219 233L218 236L216 235L217 237H216L215 239H213V238H214V237H213V238H212L213 241H212L211 239H209V237H208V238L206 237L207 240H210V243L208 244V245H209L208 247H210V246L212 245L211 243H213V242L215 243V245H216V244H218V245L230 244L228 241L230 240V236H232V234H234V235L238 236V239H240V240L242 241V243H241V241H240V243H239L240 245H238V243L235 245V246H241V247H238V248L241 249V251L236 252L235 250H233V251H232V250H231V251L228 250V251H230V252H229L227 255H225L226 253L223 254V255H221V254L219 255V256L221 257V259H222V261H221V260H219V256H218V258H215V256H214L213 254H212L213 256L210 258L211 255H209V254H210L211 252L209 251V249H210V248L212 249V247H210V248L208 249V248H207V245L204 244V243L202 242V244H199V246L204 244V245H206V247H203V246H200V247H201V248H202V247L205 248V250L208 249L207 251H209V254H205V255H204V254L202 253L204 256H206V255L209 256V257H208V256L204 257V260H202L203 262H204V261H205V263H207V262H211L210 259H212V258L214 257V259H215V260H214V263H215V264H216V263H217V264H230V263H232V264H256V261H257V260H256V258L254 259V256H252L251 254L254 253V255H255L256 251H258V250L256 249L257 246L260 245V244H262V243H264V230H263V229H264V227H263V226H264V218L262 217V213L260 212V213H261V217H262L263 219L261 218L262 220L259 219L260 221H258V222L256 221V222H257V226H258L261 230L258 229V232H257V230H256V231H253V228L256 226V224H255V223H256L255 220L257 219V218L255 219V215H256V214H255L254 212H255V210H258V209H260V208L262 207V206L259 207L260 203H259V205L257 204L258 206H256V205H255L256 202H255V204H254ZM0 202H1V201H0ZM7 202H8V201H7ZM10 202H11V201H10ZM26 202H27V201H26ZM158 202H159V201H158ZM169 202H170V201H169ZM169 202H168V203H169ZM180 202H179V203H180ZM199 202H200V201H198V203H199ZM202 202H203V201H202ZM208 202H207V203H208ZM214 202H215V201H214ZM214 202H211V203H213V204H215V205H213V204L210 203L211 205L208 204L209 206H206L207 204H206V205H202L201 203H200L201 205H199V204H197L196 201H195L193 204H192V203L190 204V203L187 202V204H185V207H184V206H183V207H184V209H185L186 207L188 208V206H190L191 209L193 208V210L189 209L190 212H191V211H194V212H192V213L197 214V215H198V218H199V217H206V218H207V217H210V218H212V219H211V222H212V220H213V221H215L216 223H217L219 217H232V214H233L234 212H236V211H235L236 208L233 209L234 205L226 204V202H225V204H226V205H225V204H223V203H224V201H223V202H222L223 207H221V205H222L221 202H220L221 205H220V204H217V205H216L217 202H216V203H214ZM239 202H240V200H239ZM239 202H238V203H239ZM246 202H247V201H246ZM8 203H9V202H8ZM58 203H60V201H59ZM58 203H57V204H58ZM90 203H92V202H90ZM147 203H148V200H147ZM154 203H155V202H154ZM164 203H163V205H164ZM175 203H176V202H175ZM204 203H206V202H203V204H204ZM238 203H237V201H236V203H235V207H237V208L240 206V205H239L240 203H239V204H238ZM3 204H4V203H3ZM9 204H10V203H9ZM12 204H14V205H12ZM74 204H75V203H74ZM180 204H181V203H180ZM236 204H237V206H236ZM247 204H248V203H247ZM247 204H246V205H247ZM5 205H6V204H5ZM7 205H8V204H7ZM7 205H6V206H7ZM48 205H49L50 207H49ZM69 205H71V203H70ZM152 205H154V204H152ZM160 205H161V204H160ZM177 205H178V204H177ZM182 205H183V204H182ZM238 205H239V206H238ZM261 205H262V203H261ZM0 206H2V205H0ZM8 206H9L8 209H6V210H5V209L0 210V211H3V210H4L3 212H4V214H6V215H7V212H5V211H8V215H7V217L11 215V214L9 215V213H10V211H11V209H10V211H9L10 205H8ZM79 206H80V205H79ZM168 206H169V205H168ZM170 206L173 207V206L171 205V203H170ZM218 206L221 207V208H220V212H222V214H221V213L218 214L219 211H218V212L216 211V212H217L216 216L219 215V217L217 218V217H214L215 215L213 216V213L215 212V210H216L217 208H219ZM263 206H264V203H263ZM4 207H5V206H4ZM32 207H34L35 210H32V209H34V208H32ZM53 207H54V206H53ZM55 207H56V206H55ZM151 207H152V206H151ZM175 207H176V205H175ZM72 208H73V207H72ZM72 208H70V209H72ZM154 208H155V207H154ZM159 208H160V207H159ZM161 208H162V207H161ZM163 208H164V206H163ZM163 208H162V209H163ZM165 208H166V207H165ZM167 208H168V207H167ZM173 208H174V207H173ZM173 208H172V209H173ZM70 209H69V210H70ZM74 209H75V208H74ZM78 209H79V208H78ZM80 209H81V208H80ZM162 209H161V211H162ZM168 209H170V208H168ZM168 209H166V210H168ZM174 209H175V208H174ZM176 209H177V208H176ZM176 209H175V212H176ZM179 209H180V205H179ZM240 209H241V208H240ZM52 210H53V208H52ZM52 210H51V211H52ZM158 210H159V209H158ZM166 210L163 209L164 212H162V213H165ZM218 210H219V209H218ZM247 210H248V211H247ZM51 211H50L49 213H50V215L52 216ZM77 211H78V210H77ZM168 211H169V210H168ZM11 212L13 213V210H12ZM52 212H53V211H52ZM173 212H174V211H173ZM173 212H172V214H173ZM177 212H179V211H177ZM184 212H185V211H184ZM257 212H258V211H257ZM0 213H1V215H4L2 212H0ZM55 213H56V211H55ZM65 213H66V212H65ZM104 213H105V212H104ZM160 213H161V212H160ZM162 213H161V214H162ZM187 213H189V212H187ZM192 213H191V214H192ZM198 213H200V214H198ZM258 213H259V212H258ZM47 214H48V215H47ZM181 214H182V213H181ZM189 214H190V213H189ZM220 214H221V216H220ZM1 215H0V216H1ZM6 215H5V216H6ZM14 215L12 214V216H14ZM53 215H54V214H53ZM187 215H188V214H187ZM242 215H240V216H242ZM253 215H254V216H253ZM12 216H11V217H12ZM51 216H50V217H51ZM189 216H192V215H189ZM234 216H236V214H234ZM237 216H238V215H237ZM246 216H247V217H248V216H251V217H249L248 219H246ZM263 216H264V215H263ZM66 217H67V215H66ZM192 217H193V216H192ZM195 217H196V216H195ZM213 217H214V218H213ZM242 217H243V216H242ZM242 217H241V218H242ZM253 217H254V218H253ZM8 218H9V217H8ZM8 218H7V219H8ZM51 218H52V217H51ZM198 218H195V219L198 220ZM206 218H202V219H206ZM235 218H236V217H235ZM239 218H240V217H239ZM259 218H260V217H259ZM1 219H2V218H1ZM3 219H6V217H3ZM12 219H13V218H11V220H12ZM14 219H15V218H14ZM14 219H13V220H14ZM18 219H19V218H18ZM18 219H17V220H18ZM46 219H47V218H46ZM192 219H193V218H192ZM199 219H200V218H199ZM202 219H201V220H202ZM223 219H224V218H223ZM230 219H231V218H230ZM254 219H255V220H254ZM8 220H10V218H9ZM23 220H24V222H25V219H23ZM36 220H37V219H36ZM47 220H48V219H47ZM52 220H53V219H52ZM209 220H210V219H209ZM219 220H221V219H219ZM226 220H227V219H226ZM0 221H1V220H0ZM33 221H34V220H33ZM33 221H32V222H33ZM44 221H45V220H44ZM50 221H51V220H50ZM192 221H194V220H192ZM229 221H230V220H229ZM233 221H234V220H233ZM237 221H239V220H237ZM240 221H241V220H240ZM6 222H7V221H6ZM9 222H10V221H9ZM9 222H8V223H9ZM12 222H13V221H12ZM17 222H18V221H17ZM21 222H22V220H21ZM27 222H28V220H27ZM30 222H31V221H30ZM32 222H31V223H32ZM34 222H36V221H34ZM45 222H46V221H45ZM203 222H206V221L204 220ZM215 222H214V224H215ZM219 222H220V221H219ZM19 223H20V222H19ZM28 223H29V222H28ZM41 223H42V224H41ZM48 223H49V222H48ZM48 223L46 222V224H48ZM52 223H54V222H52ZM52 223L49 224V227H51V228H52V225H53ZM207 223H209V221H208ZM207 223H206V224H207ZM228 223H229V222H228ZM239 223H240V222H239ZM10 224H11V223H10ZM15 224H16V223H15ZM15 224H13V226H14ZM21 224L23 225V223H21ZM39 224H41V226H40ZM46 224H45V225H46ZM195 224H196V222H195ZM224 224H225V223H224ZM235 224H236V223H235ZM7 225H8V224H7ZM17 225H18V224H17ZM28 225L33 226L32 224H27V226H28ZM45 225H44V226H45ZM197 225H199V224H197ZM202 225H203V224H202ZM216 225H219V224H216ZM222 225H223V224H222ZM232 225H233V224H232ZM232 225H230V226H232ZM18 226H20V224H19ZM18 226H17V227H18ZM200 226H201V225H200ZM209 226H210V225H209ZM214 226H215V225H214ZM224 226H225V225H224ZM230 226H229V228H230ZM235 226H236V225H235ZM237 226H238V224H237ZM9 227H11V225H9ZM9 227H8V228H9ZM22 227H24V226H21V229H22ZM25 227H26V226H25ZM33 227H34V226H33ZM35 227H36V226H35ZM47 227H48V225H47ZM62 227H63V225H62ZM186 227H187V226H186ZM190 227H192V226H190ZM194 227H195V226H194ZM219 227H220V225L218 226V228H219ZM226 227H227V225H226ZM3 228H4V227H3ZM11 228H12V227H11ZM26 228H27V227H26ZM28 228H30V227H28ZM43 228H44V227H43ZM51 228H50V229H51ZM200 228H201V227H200ZM222 228H223V226H222ZM224 228H225V227H224ZM229 228H228V229H229ZM232 228H233V227H232ZM232 228H231V229H232ZM234 228H235V227H234ZM241 228H240V229H241ZM255 228H256V227H255ZM255 228H254V229H255ZM0 229H1V228H0ZM31 229L33 230V228H31ZM34 229H35V228H34ZM52 229H53V228H52ZM192 229H193V228H192ZM206 229H207V228H206ZM216 229H217V228H216ZM8 230H10V229H8ZM18 230H19V228H18ZM18 230H17V231H18ZM28 230H30V229H28ZM28 230H27V231H28ZM32 230H30V231H32ZM42 230H43V229H42ZM53 230H54V229H53ZM53 230H51V231H53ZM199 230H200V229H199ZM202 230H203V229H202ZM204 230H205V229H204ZM210 230H212V229H210ZM223 230H224V229H223ZM1 231H4V230H1ZM12 231H13V230H12ZM20 231H22V230H20ZM218 231H219V230H218ZM227 231H228V230H227ZM240 231H241V230H240ZM252 231H253V232H252ZM25 232H26V230H25ZM145 232L147 233V230H145ZM207 232H208V231H207ZM209 232H210V231H209ZM216 232H217V231H216ZM237 232H238V231H237ZM249 232H247L246 235H248ZM0 233H1V232H0ZM6 233H7V232H6ZM6 233H4V234H6ZM29 233H30V232H28V234H29ZM33 233H34V232H33ZM35 233H36V235H33V237H32L31 239H28V238L26 237V238H27V240H26L27 242H33V244L35 245V247L32 248V247H29V246H28L29 244H28V245L26 244V245L28 246V249H27V248H26V249H27V251H34V250H35V251L33 252L34 254H35V252H37L35 248H36V245H37L38 243H40V247H41V242H43V239H42L41 237H42L43 234H45V233H44V230H43V233H42V231L39 230V229H38ZM35 233H34V234H35ZM52 233H53V232H52ZM146 233H145V234H146ZM179 233H180V232H179ZM183 233H185V232H183ZM212 233H213V232H212ZM212 233H210V234H212ZM250 233H249V234H250ZM4 234H3L2 237L6 236V235H4ZM7 234H8V233H7ZM22 234H23V233H22ZM30 234H32V232H31ZM50 234H51V232H50ZM55 234H56V233H55ZM55 234H53V235H55ZM125 234H128V233H125ZM0 235H1V234H0ZM8 235H9V234H8ZM8 235H7V236H8ZM10 235H12V234H10ZM47 235H48V234H47ZM62 235H63V234H62ZM68 235H69V234H68ZM192 235H193V234H192ZM7 236H6V237H7ZM26 236H28V235H26ZM30 236H31V235H30ZM30 236H29V237H30ZM49 236H51V235H49ZM49 236H48V238H49ZM179 236H180V235H179ZM181 236H183V235H181ZM205 236H206V235H205ZM211 236H214V235L212 234ZM219 236H220V237H219ZM236 236H234V237H236ZM9 237H10V236H9ZM9 237H8V238H9ZM12 237H13V236H12ZM12 237H11V238H12ZM46 237H47V236H46ZM62 237H63V236H62ZM67 237H69V236H67ZM126 237H127V236H126ZM129 237H130V236H129ZM242 237H243V236H242ZM15 238H16V237H15ZM19 238H20V236H19ZM23 238H24V237H23ZM26 238H24L23 240L25 241ZM43 238H44V237H43ZM236 238H237V237H236ZM0 239H1V237H0ZM3 239H4V238H3ZM5 239H6V241H7V238H5ZM5 239H4V240H5ZM20 239H21V238H20ZM46 239H47V238H45L44 241H45ZM49 239H51V238H49ZM146 239H147V238H146ZM232 239H233V240H231V241H234L235 238H233V236H232ZM17 240H18V239H17ZM21 240H22V239H21ZM21 240H19V242H20ZM51 240H52V239H51ZM51 240H50V241H51ZM56 240H57V238H56ZM207 240H206V241H207ZM9 241H11L10 238H9ZM9 241H7V242H9ZM15 241H16V240H15ZM26 241H25V243H27ZM46 241H47V240H46ZM48 241H49V240H48ZM53 241H54V239H53ZM130 241H131V240H130ZM203 241H205V240H203ZM206 241H205V242H206ZM211 241H212V242H211ZM17 242H18V241H17ZM132 242H133V241H132ZM207 242H208V241H207ZM207 242H206V243H207ZM227 242H228V243H227ZM237 242H238V241H237ZM2 243L5 244L6 242H5V241H2ZM2 243H1V244H2ZM21 243L25 246V244L23 243V241H22ZM21 243H20V244H21ZM175 243H176V241H175ZM179 243H180V242H179ZM179 243H177V245H178ZM231 243H233V242H231ZM234 243H235V242H234ZM234 243L232 244L233 246H234ZM4 244H3V246H5ZM6 244H7V246H8V243H6ZM17 244H18V243H17ZM22 244H21V245H22ZM33 244H32V245H33ZM42 244H43V243H42ZM46 244H47V243H46ZM141 244H142V243H141ZM183 244H184V243H183ZM210 244H211V245H210ZM10 245H11V243H10ZM10 245H9V247H10ZM30 245H31V243H30ZM32 245H31V246H32ZM34 245H33V246H34ZM44 245H45V244H44ZM175 245H176V244H174V246H175ZM184 245H185V248H186V247H187V243L184 244ZM38 246H39V245H38ZM45 246H46V245H45ZM121 246H122V245H121ZM174 246H173V247H174ZM179 246H180V245H178V247H179ZM188 246H189V245H188ZM194 246H195V245H194ZM212 246H214V244H213ZM11 247H12V246H11ZM14 247H15V244H14ZM40 247H38V248L40 249ZM46 247H47V246H46ZM48 247H50V246H48ZM176 247H177V246H176ZM178 247H177V249H178ZM182 247H184V246H181V248H182ZM192 247H193V246H192ZM214 247H215V246H214ZM214 247H213V248H214ZM217 247H218V246H217ZM219 247H220V246H219ZM243 247H244V248H243ZM3 248H4V250H6V249L8 250V247H7V248H6V247H3ZM12 248H13V247H12ZM15 248H16V247H15ZM29 248H31V249H29ZM120 248H121V247H120ZM181 248H180V250L182 251L183 249H181ZM190 248H191V247H190ZM190 248L188 249L189 251L192 249V248H191V249H190ZM228 248H229V247H228ZM234 248H235V247H234ZM242 248L245 249V252H244V250H243ZM261 248H262V247H261ZM0 249H2L1 246H0ZM16 249H17V248H16ZM21 249H22V248H21ZM21 249H20V251H21ZM39 249H38V250H39ZM44 249H45V247H44ZM44 249H43V250H44ZM46 249L48 250V248H46ZM73 249H74V248H73ZM172 249H173V248H172ZM177 249H176V250H177ZM194 249H196V248H193L192 250H194ZM215 249H216V248H215ZM7 250H6V251H7ZM9 250H10V248H9ZM47 250H45V251H47ZM49 250H50V248H49ZM121 250H122V249H121ZM197 250L200 251V250H202V249L199 250V248H198ZM197 250H196V251H197ZM205 250H204L203 252H205ZM213 250H214V249H213ZM213 250H211V251H213ZM263 250H264V248H263ZM0 251H1V250H0ZM10 251L12 252V249H11ZM18 251H19V250H18ZM27 251H25V252H27ZM45 251H42V248H41V251H38V252H41V253L43 252L42 254L44 255V252H45ZM177 251H178V250H177ZM184 251H185V250H183V252H184ZM207 251H206V253H207ZM259 251H260V252H259ZM259 251H258V254H259V253H260V254H259V255L256 254V256H258L259 258H260V257H263L264 254L262 253V250H259ZM7 252H8V251H7ZM22 252H23V251H22ZM54 252H55V251H54ZM173 252H175V251L173 250ZM173 252H172V253H173ZM179 252H180V251L175 252V255L178 254ZM191 252H193V251H191ZM213 252H214V251H213ZM215 252H216V251H215ZM263 252H264V251H263ZM12 253H13V252H12ZM16 253H17V250H16ZM18 253H21V252H18ZM29 253H30V252H29ZM31 253H32V252H31ZM33 253H32L31 256H33ZM180 253H181V252H180ZM180 253H179V254H180ZM186 253H190V252H187V251H186ZM194 253H196V252L194 251ZM199 253H200V252H198V254H199ZM216 253H217V252H216ZM216 253H214V254H216ZM242 253H244V254H242ZM0 254H1V253H0ZM13 254H15V253H13ZM23 254H24V253H22V254L20 255V258H24V257L22 256ZM27 254H28V253H27ZM27 254L24 255V256L27 257ZM45 254H46V253H45ZM61 254H62V253H61ZM182 254H183V253H182ZM182 254H180V256H181ZM191 254H193V253H191ZM7 255H8V254H7ZM16 255H17V254H16ZM16 255H15V256H16ZM39 255H40V254H39ZM74 255H75V254L72 255V259H73V256H74ZM101 255H102V254H101ZM103 255H104V254H103ZM112 255H113V254H112ZM173 255H174V254H173ZM175 255H174V256H175ZM189 255H190V254H189ZM217 255H218V253L216 254V256H217ZM9 256H10V255H9ZM29 256H30V255H29ZM35 256H36V255H35ZM35 256H34V257H35ZM37 256H38V253H37ZM37 256H36L35 261H37V259H38ZM41 256H42V255H41ZM53 256H54V255H53ZM105 256H106V255H105ZM170 256H171V255H170ZM176 256H177V255H176ZM185 256H186V254H185ZM185 256H184V258H185ZM187 256H188V255H187ZM190 256H191V259H192V257H194L195 255H194V256L190 255ZM200 256H201V255H200ZM256 256H255V257H256ZM3 257L5 258V256H3ZM10 257H11V256H10ZM12 257H13V256H12ZM17 257H19V256H17ZM17 257H16V258H17ZM43 257H44V256H43ZM43 257H41V259H42ZM49 257H50V256H49ZM56 257H57V256H56ZM59 257H60V256H59ZM66 257H67V255H66ZM66 257H65V258H66ZM201 257H203V256H201ZM0 258H1V256H0ZM29 258H30V257H29ZM29 258H27V259L29 260V263H30V262H31V263L34 262V261H31ZM67 258H68V257H67ZM117 258H118V257H117ZM168 258H171V257H168ZM180 258H181V257H180ZM180 258L178 257V260H179ZM182 258H183V257H182ZM182 258H181L180 260H182ZM186 258H187V257H186ZM186 258H185V259H186ZM188 258H189V257H188ZM188 258H187V259H188ZM31 259H32V258H31ZM61 259H62V257H61ZM69 259H70V258H69ZM187 259H186V260H187ZM191 259L189 258V261H186V260H185V261H186V262H190ZM194 259H195V257H194ZM200 259H201V258H199L198 260H200ZM261 259H262V258H261ZM8 260H9V259H8ZM32 260H34V259H32ZM74 260H75V259H74ZM101 260H102V259H101ZM105 260H106V259H105ZM172 260H173V258H172ZM180 260H179V261H180ZM212 260H213V259H212ZM231 260H234V261H231ZM236 260H237V262H236ZM263 260H264V258H263ZM263 260H262V261H263ZM0 261H1V260H0ZM2 261H4V260L2 259ZM2 261H1V263H2ZM6 261H7V260H6ZM13 261H15V259H14ZM38 261H39V260H38ZM42 261H43V260H42ZM42 261H41V262H42ZM48 261H49V260H48ZM65 261H66V260H65ZM182 261H183V260H182ZM195 261H196V260H195ZM11 262H12V259H11ZM16 262H17V260L15 261V263H16ZM18 262H19V261H18ZM25 262H26V261H25ZM27 262H28V261H27ZM39 262H40V261H39ZM108 262H109V261H108ZM193 262H194V261H193ZM193 262H191V263H193ZM203 262H202V264H204ZM212 262H213V261H212ZM212 262H211V263H212ZM222 262H223V263H222ZM233 262H234V263H233ZM258 262H259V261H258ZM7 263H8V262H7ZM9 263H10V262H9ZM12 263H14V262H12ZM21 263H22V261L20 262V264H21ZM23 263H24V261H23ZM37 263H38V262H37ZM53 263H54V262H53ZM181 263H182V262H180V264H181ZM198 263H199V261H198ZM198 263H197V264H198ZM16 264H18V263H16ZM33 264H34V263H33ZM38 264H39V263H38ZM93 264H94V263H93ZM102 264H104V263H102ZM199 264H201V262H200ZM212 264H213V263H212ZM257 264H258V263H257ZM261 264H263V263H261Z\"/></svg>",
	"mask_w": 264,
	"mask_h": 264
}]
</instances>
